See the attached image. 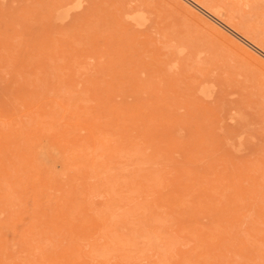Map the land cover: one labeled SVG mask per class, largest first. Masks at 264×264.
Listing matches in <instances>:
<instances>
[{
  "label": "rangeland",
  "instance_id": "374dc122",
  "mask_svg": "<svg viewBox=\"0 0 264 264\" xmlns=\"http://www.w3.org/2000/svg\"><path fill=\"white\" fill-rule=\"evenodd\" d=\"M218 1L217 0L216 1L215 0H206V1L205 0L204 1L203 0L202 1L200 0H0V105H1L0 109H2L0 110V113L2 112L0 114L1 115L0 116V120H1L0 128L2 126V129H0L1 130L0 132L3 134L2 132L3 129L5 131L4 134L9 132V135L6 134L4 136L0 133V145H2L0 146V224H1L0 228H2L0 229L1 230L0 235L5 233L3 234L4 236L3 235L0 236V248H1L0 254L2 253L4 254L0 256V260H1L0 264H10L7 262H10L11 260H12L11 261L12 264L13 263L14 264H25L26 261L28 264H36L37 261L41 262V263L37 262L39 264H45L46 262L47 263L49 262L50 264L51 263L55 264V262L56 264H60V263L61 264L62 263L63 264H76V263L77 264H94V263L101 264V262L102 264H105V262L106 264H157V263H161L162 261L164 262L167 258H168L167 260H170V261L166 260L167 262L165 261V264L167 263L172 264L171 262H173V264H180V263L181 264L183 263L184 264H198L199 258L201 261V260H205L206 257L208 258L207 259V261L209 262L208 264H214L216 260L221 261L224 259L227 261V263L225 260L220 263L224 264L225 262V264H232V261H234L233 264H243V263L252 264V262H254L257 259V261H255L257 263L254 262L255 264L260 263V261H261L260 264H264L263 262L264 261V244H263L264 243V234H263L264 226H262L264 224H261V223H264V80H263L264 79V47H263L264 45L263 43L264 42V37H263L264 36V0H221L219 1V5H218ZM204 2L205 3L210 2L209 5L207 4L208 5L207 8H206L207 5ZM220 2L222 3L224 2L223 4L227 3L228 5L230 3L229 5L230 9L228 5H226L227 7L226 8L224 7L225 5H223ZM120 4L121 5L123 4V7L124 6L125 7L122 8ZM203 4H205V6ZM210 5H212L213 7L212 6L210 7ZM217 7H219L220 9H217ZM119 8L120 9L122 8V10H120ZM229 10L235 11L236 14L232 13V11L229 12ZM117 11H118V14H120V12L121 14L117 15ZM207 11L213 15L216 11L217 13H219V15L216 18V17H213L211 14H209ZM228 14L231 16L235 14L234 16H232V18L233 17L234 18L231 19V16L230 17L228 16L226 18ZM237 16L241 19H238ZM130 17L133 19V21L134 19L136 20L133 22ZM235 20H237L238 22ZM128 22H130V24L133 22L134 24L132 23V25H129ZM240 22H243V23L245 22L244 23L245 25L241 23L243 26L242 28L245 27L244 29H242L241 27L239 28V26L237 27V25H241L239 24ZM141 23L143 25H141ZM254 28H256L257 30L255 31ZM245 31H247L246 34H244ZM252 33H255V34H252ZM261 38H263L262 43L260 41L262 40ZM165 40L167 42L168 40H171V41L167 43ZM259 43L261 44V46H259L260 45ZM167 44H169L168 47H167ZM174 49L176 52L174 51ZM166 52H167V55H165ZM169 55L170 56L172 55L171 58H174V59H171V58L169 59L168 58ZM181 58L182 59L185 58V59L181 60ZM39 59L43 60L41 61L43 63L42 65L41 63H39L40 62ZM55 67H57V69L60 68L61 70L59 71ZM208 70L212 73H209ZM58 71L60 72V74L58 73ZM206 73L210 74L211 76ZM204 76L205 77L210 76V78L206 77L207 79L205 80ZM60 77H62L63 79L62 78L61 79L65 81L64 84L62 83V80L60 79ZM58 78L60 79L61 82H58L59 81ZM209 79L211 80L213 79L212 80L213 82L209 81ZM215 79L219 80V82ZM48 81H51V83ZM214 81H216L217 83L215 84ZM220 81L223 83L221 84ZM74 82H75V85L73 84ZM198 82L200 85L197 84ZM57 83H59L58 84L59 86L57 85ZM61 84H63V87L67 86L66 89L61 87L63 90L65 89L64 90L65 92H63V90L60 88V86H62ZM68 87L69 88L72 87L71 88L72 92H70L71 91L70 89L67 90ZM53 88L54 90H57V89L58 90L53 91ZM59 88L61 89L62 94ZM73 90L74 91L76 90L75 93L73 92ZM45 91H46V95H45ZM57 92H58V95H56ZM68 92L69 94L72 93V95L70 96H73L74 100L72 97L71 98L69 97ZM76 98H78V100ZM98 98L100 99L101 102L98 101L99 100ZM101 98L106 103L105 102L103 103ZM75 100H77V102L78 101L80 102L79 107L81 106L83 107V109L78 108L77 102ZM98 102L101 103L100 104L102 106L101 109H100L101 106L98 105ZM67 104L69 105L70 108L67 107ZM74 104L76 105V107L73 106ZM104 104H107V105L104 106ZM71 106H73V108ZM64 108L66 110L69 109L68 111H70L71 113H72V110L74 112L71 114L70 112L66 111ZM76 108L78 109L76 110ZM76 111H79L80 113ZM65 112H66V115H65ZM43 113H45V115ZM58 113L60 117H56L58 116ZM67 113H70L69 114L70 117H68ZM123 113H126V114L123 115ZM4 116L6 118H4ZM64 116H67L69 120L67 119V117L65 118ZM63 117L67 120L62 121L64 120ZM39 118H42V120ZM87 118L89 119L91 118V121L89 119L87 120ZM49 120L51 122H49ZM53 121L56 123H54ZM57 121H59L60 123H58ZM44 122L45 123L47 122V123L44 124ZM93 122H94L95 128L94 130H90L89 127L91 125H92L91 128H93ZM40 123H41V127H43L44 129L39 126ZM69 123L72 125L73 124L75 125L72 126ZM96 123L97 125H95ZM62 124L65 127L63 126L62 128ZM66 124H69V125H66ZM46 125H48V127ZM53 125L55 126L53 127ZM50 126H52L53 129L50 128ZM134 129L137 132L139 131L138 135L134 134V133H137ZM91 131H93V133ZM70 132L72 133L70 134ZM88 133L91 134V136ZM140 133H141V136H140ZM146 133H149V134L151 133V134L149 135ZM94 134H96L98 137L96 135L94 136ZM29 135L30 137L32 136L33 139L30 138ZM49 135L50 137H53L54 139L52 138L50 139ZM70 135L72 139L69 138ZM84 135H85V139L84 137H82ZM144 135L147 137L149 136V139L152 138L151 139L152 143ZM54 136H56V138ZM101 136L102 138L100 139ZM161 136L164 138V140H166V142L162 141L163 138L161 139ZM4 137L7 139L9 138L10 141L5 139ZM78 137L81 138V139L79 138L81 142L78 141V144H77L76 142H77ZM88 137H91V139ZM28 138H30V140H28ZM67 138L69 139V141L75 140L76 142L75 141L69 142L67 141L68 140ZM82 138H83V141H82ZM105 138H108L109 142L112 140V142L108 143L111 145V147L108 144L107 146L103 144V141H105L104 143L106 144L108 142L107 141L108 139L103 140L102 143H100V141ZM145 138L148 141H147L146 146L144 147L146 148L144 151L143 146L146 143ZM158 138H159V141H161L160 142L161 145L157 143ZM137 139L139 140L137 141ZM4 141H6L7 143ZM45 141H47L48 144L45 143ZM88 141H91L92 145H91V142H88ZM96 141H98V143L101 145H99ZM115 142L117 143L115 144ZM164 142H165V145H163L164 147L163 148L162 143L164 144ZM3 143L5 144L3 145ZM73 143L75 146L71 145ZM95 143H97L96 145H99V147L96 146ZM122 143L126 145H124L123 147ZM154 144L155 145L159 144V145H156V148H155ZM102 145L104 149H105V146L107 149L109 146L111 149H108V150L109 151L111 150V151L105 152L106 150H104V153H103L102 152L103 148H101ZM147 145H149L148 146L149 149L151 147L152 148L154 147V149L151 148L152 150H149L147 148ZM46 146H48L47 148L49 150L46 149ZM113 146H115L116 148L115 147L113 148ZM135 146H137V148ZM157 146L158 147L161 146L162 149L160 150L161 147L158 149ZM57 147L59 150L56 149ZM94 147L98 148L99 151H100V148L102 150L100 152L98 151L97 153L96 149H95L96 151L93 150ZM138 147H139V150L141 148L143 150L139 151V150L134 149V148L138 149ZM20 148L22 149L20 150ZM24 148H25L24 151L26 152L23 151ZM54 148L55 150H53ZM165 148H166V151H165ZM112 149L114 151L117 150L119 152H124V153H120L118 154L119 155L118 156L117 153H115ZM132 149H133V152H132ZM155 149H157L158 151L160 150L161 152L159 151L158 153L157 151H155ZM167 149L168 150L173 149L172 150L173 153L168 151ZM31 150L33 151V153ZM153 150L155 152V156H158L157 157V161L159 160L158 163L161 162L162 159L164 160V158L167 159V161L165 159L164 161H162V163H160L161 166L163 165L162 169L160 168L161 167L160 164L158 165V163L156 162V157L153 154ZM93 151L96 153H94ZM19 152L25 153L26 155L19 154ZM143 152H145L146 155ZM149 152L152 153L151 156L155 158L154 159L152 157V161L150 160L151 156H150V159L149 157L147 159V156L150 155ZM80 153L81 155H83L82 157ZM135 153H137L135 157L136 158L138 157L137 158L138 160H136L134 157ZM164 153H167V154H164ZM106 154L110 156V160H109L110 162L106 161L107 159H109V157H107ZM138 154H140V157L141 155H143L142 156L143 158L142 157L140 158L139 156H137ZM171 154L173 157L171 156ZM17 155H19V159ZM21 155L25 157H21ZM101 155H104V156H101ZM129 155L133 156L135 160L134 159L131 160V156L130 158L126 157V156L129 157ZM165 155L168 156L169 158L171 156L172 159L177 158L178 162L177 160H174V159L172 160L170 158L171 162L166 163L170 160ZM116 156H118V158ZM144 156H146V159ZM79 157L81 158V160H79L80 159ZM104 157L105 159H101ZM114 157H116V160H118L117 163L114 162L115 161ZM28 160H31V161L28 163ZM36 160L40 162H37ZM103 160H105V162ZM147 160L151 162H146ZM84 161H87V164L83 166V163H86ZM102 161L105 164L110 163V165H106V167L108 168L105 167L104 163L102 165L100 163L99 165V162H102ZM142 161L143 163H141ZM176 163H178L179 165H177ZM3 164H5L6 168L4 167ZM112 164L114 165V167ZM115 164L117 165V167H120L119 171L121 175L119 176L118 175L115 176L116 172L117 174L119 173V171H116L118 168L115 166ZM13 165H15V167ZM103 165L104 167H102ZM111 165H112V168H111ZM96 166L98 170L99 169L101 170L97 171ZM99 166L101 168H99ZM2 167H4L3 168L4 171ZM10 167H11V170H10ZM80 167L83 169L84 168L86 169L81 170ZM156 167L158 169H156ZM72 168L76 170V173L74 172L75 170L74 171L72 170ZM88 168H92V170ZM167 168L168 169L173 168L172 170L174 172L170 171L169 169L170 172L167 170L169 172L168 173L165 170ZM112 169L113 170L116 169L115 173L113 174L112 177L110 176L111 178L109 177L110 179H108V174H109L108 171ZM77 170L78 171L81 170V171L78 172ZM89 170L91 172H89ZM103 170L107 172V175H106V172H104ZM159 170L160 171L162 170V171L160 172ZM163 170H165L166 173H168V174H165V176L167 175L166 176L167 179H165V182L170 183L172 181V183H170L172 184L171 185L172 188L168 187L170 186L169 183L164 184L165 182L163 181L164 179L162 178L165 177L163 176L165 172ZM14 171H16V173H14ZM40 171L43 173H41ZM82 171H84L85 173ZM92 171L95 172L94 176L92 175L93 173ZM156 171L158 172L156 173ZM109 172L113 173L114 171H109ZM5 174L6 176H4ZM74 174L77 176H74ZM82 175L85 177H83ZM91 175L94 178L93 177L92 179L90 178V181L92 180L91 183H95V184H92V188L90 185L91 183L89 179L87 178ZM100 176H103V177H100ZM54 177H56V179ZM217 178L219 179L217 180ZM82 179L83 181L84 179L86 180L83 182ZM96 179L98 182H101L99 186H98L97 181L93 182V180L95 181ZM99 179L101 181H99ZM105 179H107L108 181ZM113 179L116 180V183L119 181H120L119 183H122L124 180V183L120 184L119 186L122 185L123 190L124 191L126 190V192L124 191L121 192L120 190H118L119 191L118 192L117 188H121V187L118 186L117 188H114L116 183H114L115 181ZM223 179L224 180L227 179L228 183L226 181L224 182ZM16 180L18 181V183ZM110 180H113V182L112 181L110 182ZM159 180L163 181V183L161 184ZM219 180H222L221 183ZM66 181L68 182L66 183ZM107 182H109L110 184ZM84 183L85 184L88 183V184H86L85 186ZM190 183L192 184L187 185ZM12 184L17 187L16 189L17 191L14 190L15 186L14 188L12 187L10 188V186H13ZM113 184L115 185L113 186ZM222 184H223L222 187L226 185L228 187L227 186L226 188L224 187L225 189L224 190L221 187ZM6 185L7 187H5ZM93 185H97L95 186L96 189L94 188ZM108 185H112L113 187L110 186L109 188ZM173 185H175L177 189L175 186L174 188ZM2 186H4V188H2ZM54 186H56V189ZM128 186H129V189H127ZM160 186H163V187H160ZM24 187H25V190H24ZM101 187L102 188L104 187L105 190L102 189ZM150 187H152V189ZM184 187H185V190H183ZM213 187H216L217 189ZM71 188H72V191H71ZM87 188L88 190H86ZM93 188L95 189V191L92 190ZM106 188L107 189L109 188V189L107 190ZM164 188H166L165 191H164ZM178 188H182V189L180 190ZM83 189L88 192L92 190V192H95L96 195L94 193H92L93 194L92 195L90 194L91 192H89V196H88ZM97 189H100V190L96 192ZM202 189L203 190L205 189V191H203ZM220 189L221 191L224 190V192L225 191L228 192L229 190L230 194L223 192L226 195L224 196V194L220 191ZM34 190L35 192L37 191L38 194L35 193ZM109 190H112L110 196L107 194L110 192ZM160 190L164 191L165 194L167 193L166 195L168 196L170 194L171 195L175 194V195H172V196L170 195L171 197H168L164 193L162 194L161 193L162 191ZM168 190L172 191L173 193H171L170 191L169 193ZM175 190H177L179 194L177 191L174 192ZM9 191L14 193V194L11 193V195L9 194L10 197L8 196V193H6ZM14 191L18 192L20 196L17 195V193H15ZM82 191H84L85 195H83ZM99 191L100 192L104 191L105 195L107 197L109 196L108 199L107 197L105 198L103 192L102 194H100ZM113 191L116 193H114ZM181 191H183V193ZM190 191L192 195H190L189 193ZM198 191H202V192H198ZM234 191H236L235 195H233ZM24 192L26 193V195H24ZM60 192L62 193L60 194ZM220 192L223 195L221 194L219 195L218 193ZM4 193L6 194L4 195ZM236 193H238V195ZM64 194L67 195V198L65 197L66 199L63 197ZM69 194H70L71 199L69 198ZM119 194L124 196L123 200ZM177 194L179 196H177ZM184 194L188 195L187 198L186 196H184ZM239 194H241L242 196ZM13 195H15V197ZM71 195H73L75 198H73ZM114 195H118L117 196L118 198L115 197ZM132 195L134 196V198L132 197ZM195 195L198 197L199 196L201 197L200 199L196 197L197 202L198 203L200 202L199 204L194 201L196 200L194 197ZM231 195L233 196L232 197L233 200L231 198ZM11 196L13 197V199ZM38 196L40 200H36ZM129 196L132 197L131 200ZM162 196L166 198L167 200H169L168 198L174 199V201L175 199H178L176 200L177 202H173V200L171 199L170 200L172 202L169 201V203L171 202L170 203L171 206L170 205L169 206L170 207L173 206L172 208H175L174 210L172 208H169V206H165V203H167L166 205L169 204L166 199L163 200V202H165L164 205L163 203H161L162 199H164ZM174 196H177V197L175 198ZM189 196L190 198L193 197L194 200L193 199L190 200ZM218 196L220 197V200ZM2 197H6V198L8 197V198L2 199ZM19 197L20 198L27 197L26 200L28 201L26 202V200L23 198L24 201L21 199L23 202H20L21 200L19 199ZM84 197L86 201L84 200ZM111 197L114 200H111L112 199ZM127 197H128V200L130 201L125 199ZM143 197L145 198L147 197L148 199L151 198L152 200L148 201L147 199L145 200V198ZM157 197H160V198H157ZM68 198L70 200H68ZM115 198L118 199L119 201L116 200ZM210 198L211 200L213 199L215 203L217 200L216 205L218 206L215 205L216 206L215 207L212 204L214 202L212 201L211 203V201L209 200ZM215 198H218V199H215ZM240 198L243 200L244 198L246 199L244 201L242 200V203H241ZM132 199H134V201L136 200V202H134ZM187 199L190 200V202L193 201L192 203L193 204L196 203V205L198 206L197 207L196 205H193V208L195 210V211L192 210L194 211L193 212L194 216L193 214H191L192 211L191 210H190L191 212L189 211V208L190 207L192 208V205H189L190 202H188ZM207 199L209 202L207 201ZM223 199L226 200V203L229 201L230 205L231 204L233 205L229 206V203H227L228 204L227 206L225 204V200ZM12 200H13V203H12ZM32 200H36V201H32ZM57 200L58 202H56ZM104 200H106V202H104ZM107 200L111 202L110 203L111 206H109L108 204V206L106 207L107 203H109L107 202ZM115 200L117 201V204L119 202V205L115 206V207H118L117 210L115 207H113L114 204L117 205L115 203L116 202ZM64 201L66 202V204L67 203L69 204L65 205ZM131 201H133L135 205L134 203L132 204ZM218 201H221V202L218 203ZM73 202H75L74 205H73ZM140 202L143 203L142 207L144 206L143 207L144 212L142 211V208L141 209L139 208L142 204V203L140 204ZM205 202L207 204H205ZM11 203L14 207L13 206L11 207L10 205ZM32 203H33V206H32ZM56 203L57 205L59 203V207L56 205ZM25 204L26 206L24 207ZM63 204L64 206H61ZM85 204L88 208L84 206ZM102 204L106 208L103 206L101 209ZM219 204L220 206L222 204L225 208L222 206L220 207L221 208L220 210ZM17 205L18 206L20 205V207H18ZM30 205L32 207H35V206L37 207L33 208L35 210H33L32 208L29 210ZM148 205H149V208H148ZM201 205L204 206V208ZM206 205H207V208L208 206H211L215 210L209 207L207 209L208 211H204L206 210V207H205ZM65 206L67 208H64ZM70 206L71 208H69ZM81 206L82 208L85 207V209L84 208L81 209ZM98 207L102 210L101 212ZM108 207H110L112 214L113 213L116 214L114 215V219L112 217L113 215L110 216L111 213H109L110 210ZM134 207L135 209L137 207V210L140 209V214L143 215L144 218L146 217V219H141L143 217H141L139 213L138 214L136 213L137 210H135ZM165 207H167V209ZM195 207H197L198 209L202 207L203 211L200 209L201 210V213H200V210L198 212V210H196L197 208L195 209ZM230 207H231V210H230ZM240 207L242 210L240 209ZM244 207L246 208L248 212L245 211ZM92 208H94L93 210H96V213L95 211L92 212ZM132 208L134 211L131 210ZM144 208H146V210L148 209L149 210L145 211ZM154 208H158V209H154ZM162 208L165 210H163ZM184 208H187V209H184ZM98 209L99 211L97 212ZM150 209L151 210L153 209V210L151 211ZM222 209H226L228 211L225 212L226 210L224 211ZM32 210L33 212H31ZM114 210L115 212H118V213L113 212ZM158 210H159V213L157 212ZM237 210L238 212L242 211L243 213L245 212L247 214L249 213L248 215L246 214L248 217L247 216L245 218L241 217V216H245V214L238 213ZM34 211L37 213H35ZM126 211H128V213ZM129 211L131 212V214H129L130 213ZM141 211L143 213H141ZM160 211L162 212L160 213ZM196 211L198 212L199 215L196 214V218H194L195 219L194 221L193 217H195V213H197ZM222 211L223 213L225 212V213H230L234 215L232 216H230V214L225 215V213L223 214ZM30 212L33 214H31ZM43 212L45 213L47 212L46 214L48 213L49 214L46 215ZM146 212L147 213L149 212V215L151 214L152 217L151 215L149 216L148 214H146ZM166 212L169 214L165 215L167 214ZM215 212L217 216L214 215ZM90 213H92L91 215L93 218L91 217V220L85 219L86 217L90 218L89 217L91 216ZM107 213L109 215V218H112V219H109L108 215H105ZM144 213L146 214V216ZM221 213L223 217L221 216ZM97 214L99 215V218L101 219V221H98L100 219L96 218L98 217ZM153 214L155 215L154 217H153ZM239 214H242V215H239ZM14 215L16 219L13 217ZM51 215H53V218L55 217L54 215H56L55 217L56 219H53ZM81 215H83L85 218H83ZM121 215H123L124 217ZM128 215H132V216H129L127 218ZM138 215L140 217H138ZM147 215L149 217H147ZM156 215L159 216L157 218H160V216H163V217H161L162 219L157 220ZM169 215H171V217L173 216V218L170 219L171 217H169ZM212 215L214 216L215 219L213 218ZM219 215L222 218L219 217ZM249 215H252L251 216L252 220L249 218L250 217ZM45 216H49V217H45ZM104 216L107 217L108 219H105ZM174 216L175 218L177 217L179 220L174 219ZM255 216L257 217L255 218ZM101 217L104 218L103 219L104 222L105 220L106 222L107 220H109V222L108 223L105 222L106 224L104 225V222L102 221ZM34 218L35 220L38 218L37 220L39 221V223H37V225H34V224H36V222L38 221L32 222ZM51 218L54 220V222L53 221L50 222ZM79 218H82L81 220H79L80 222L78 221ZM94 218H96L95 220L98 219L96 223L102 222L103 224L102 225L99 224L100 226L96 223L95 225L97 226L93 224L95 226L93 227V229L95 228L93 231V229H90V228H92L91 227L92 223L95 222L93 221ZM148 218L151 219L152 221L151 220L145 221ZM128 219L131 220V222L128 223L129 227L125 225L127 224L128 221H130ZM155 219L156 221L159 222V223L156 222V225L154 222ZM190 219H192V221ZM29 220L31 223L29 222ZM40 220L46 223L44 224ZM55 220L60 221L59 223L61 225L59 223L58 224L59 226H61L62 229L58 227V224L57 225L55 224L57 223L55 222ZM66 220H68L67 224H66ZM167 220H170V221L174 220V222H172V224L170 225V222L169 223L166 222ZM211 220L213 224L211 223ZM246 220H247V223L249 224L244 222ZM253 220H254V223L257 222L258 224L259 223L260 224L257 226L256 223L255 224L253 223ZM61 221L62 223L64 222L65 224L64 223L62 224ZM226 221H227V224H226ZM240 221H243V222L241 223ZM11 222H15V223H11ZM140 222L142 224H140ZM178 222L180 223L178 224ZM195 222H197V226L200 225L202 229L200 227L195 226L196 224ZM147 223L150 225V228H149V225L147 227ZM40 224L42 226H40ZM32 225L37 226V228L39 226L40 227L38 228V230L36 228L37 230L36 231L35 229H33L34 226L32 228ZM81 225L82 226L84 225V226L81 227ZM119 225L120 227L117 228L116 226H119ZM130 225L134 226L133 227L134 229H132ZM141 225H142V228L140 227ZM151 225L152 227L154 226L153 227L154 229L151 227ZM159 225H161V229L163 230L162 232L167 233L171 229V232L170 231L168 232L170 233V236L165 233L160 234L162 232L160 230ZM172 225L174 226L172 227ZM187 225L193 229H190L189 227H187ZM217 225L218 227L220 225L222 226L218 228ZM254 225L257 226V230H258V232L256 231L257 234L259 233L261 235L262 233L261 236L263 237L257 236V235H255L254 237V233H255L254 230L256 228V226ZM46 226H50V228L49 227L46 228ZM67 226L68 227L70 226V229ZM78 226H80V228ZM164 226L165 227L167 226V227L165 228ZM183 226L185 227L183 228ZM192 226H195V227H192ZM228 226H229V229L225 228ZM247 226H252L255 228L248 227L249 230L251 229V231H248ZM10 227H12V229H10ZM84 227L87 231L84 229ZM126 227L128 229H130L131 227L132 231L130 232L128 229H126ZM13 228L15 229V232ZM27 228L30 229L31 231L28 230ZM40 228L42 229L41 230L42 232L40 231ZM58 228L61 229L60 232ZM103 228H104V232L103 231L101 232ZM136 228H138V230L140 231L138 232ZM187 228H189L190 232H194L195 234L191 233L192 234L191 236L189 230L187 231ZM204 228H207V229H204ZM120 229L125 230V231H119ZM141 229L143 230V232L141 231ZM149 229L151 230L149 231ZM197 229L199 232L197 231ZM214 229H216L217 232ZM240 229L243 230V233H242L243 235L240 233L239 231ZM7 230L9 231L13 230L14 233L10 231L11 234L9 235L7 233H10V232ZM49 230H53L55 233ZM109 230H112V231H109ZM134 230L135 232L140 233V235L141 234L146 235V237L142 236L143 239L139 238L140 235L138 233L133 232ZM156 230L158 231V233ZM219 230L222 232V234ZM44 231L48 233V236H47V233H45ZM83 231L84 233H82ZM108 231L112 233H109ZM113 231H116L117 233ZM206 231L208 233L207 235H205ZM224 231L227 232L228 234L230 233V237L232 236L231 241H229L230 237L227 236L228 234L225 233ZM19 232L23 233L24 235L21 233L20 235H18ZM43 232L45 235H43ZM61 232L63 234H61ZM79 232L80 234H82V236L84 235L86 237L89 234V237L86 239L84 238V236L82 237L79 234ZM122 232H125V233H122ZM147 232H149V234ZM201 232H202V237L200 236ZM244 232H245V235H244ZM248 232L251 235L250 234L248 235ZM107 233H109L110 236ZM112 234L113 236H117V234L119 236L122 235L123 238L121 237L120 239H118L119 241L117 240L116 242L113 240V237L111 239ZM133 234L134 235L137 234L138 236L135 235L136 236L135 237ZM209 234H211L213 238L215 237L216 239H213V238L210 239ZM214 234L215 235L217 234V235L214 236ZM246 234L248 235V238H250V236H253L251 238L255 239L257 243H260V244H257L259 245V247L255 245L257 247V250L255 249L256 247L253 246L255 247L253 248L255 250L252 249L254 251L253 253L251 252V249L249 250V248H252L251 245H254L256 241H254L253 239H249V241H247L248 239H247ZM124 235H127V236H124ZM154 235H156L155 238L157 239V240L155 239V241L159 242L160 245L162 246H159V244L154 241ZM166 235L169 236V238H167ZM197 235L199 239H197ZM204 235L205 237L206 236L207 237L205 238ZM23 236L25 237L24 238L25 240L22 238ZM45 236H47L49 239H47V237ZM132 236H134V238ZM148 236L151 239L153 237L152 241L151 240L149 241L150 238ZM161 236H163L162 237L163 239L161 238ZM80 237H82V239ZM94 237L96 238V241L92 239ZM108 237L111 240H109ZM118 237H115V238H118ZM131 237L133 238V240L136 238V240L132 241V245L129 242L132 240ZM187 237L189 238V241L188 240L186 241V239H188ZM200 237L202 239H200ZM218 237L220 238L222 237L223 241H226L225 238H227V242H224L225 247L222 245L214 244L216 247L215 248L216 250H214L212 249L214 248L213 243L215 242V241L213 242V240H216V243L218 242L219 244L221 243L223 244V242L220 241L221 239H219ZM256 237H259V238H256ZM7 238L9 239L8 242H7ZM124 238H126V241ZM128 238H130L131 240L130 239L128 240ZM147 238L149 239L147 240ZM170 238L172 239L170 243H168ZM178 238L179 240H176ZM26 239L29 241H27ZM88 239L90 241H94V243H89L90 241ZM102 239H106V240L103 241ZM167 239L168 241H165V244H164L163 240H167ZM181 239L183 240L185 239V240L180 241ZM206 239H210L209 240L210 245H209V241H207ZM242 239L243 240L246 239V240L243 242ZM40 240L42 241L44 240L43 241L44 243L42 244V241ZM45 240L46 242H48V245L52 243L53 246L56 247L53 249L52 248L53 246L51 244L49 245L54 251L53 250L50 251L51 248L48 245H45L47 244ZM82 240H84L85 242H83ZM146 240L147 242L149 241V244L146 243ZM194 240L195 242H193ZM200 240L201 242L205 244H207L206 242H208L209 246L201 243ZM235 240L238 243L242 241L241 242L243 243L242 245L245 246L247 244V246L245 247L240 246L241 244L239 243L240 245L237 248L238 243ZM259 240L263 242H260ZM177 241L178 242L180 241V242L177 243ZM15 242L16 243L18 242L17 245ZM35 242H37V244H35ZM96 242L97 244L100 242L99 243L100 246L103 247L102 250L99 245L98 246L96 245ZM102 242L106 243L107 245L103 244L104 246H102L101 245ZM171 242H172V246L175 245L172 251H171V248H172ZM198 242H200L199 246H202L203 249L205 248L204 250H207L206 252H204V250L198 246ZM8 243L10 244V247H8L9 246ZM154 243H156L157 247L159 246L161 248L158 247L156 250V245ZM226 243L230 247L226 248L227 246ZM234 243H236L235 248H233ZM4 244L5 245L7 244L6 247L4 246ZM18 244H20V246ZM40 244H42V247ZM92 244H95L94 246H96V248ZM108 244L110 248H112L113 246L114 249L113 248L109 249ZM119 244L120 246L117 248V245ZM150 244L153 246L155 245V247L153 246L151 247ZM23 245L25 247H23ZM37 245H39L40 247L39 249ZM143 245H146L147 247L149 245L150 248H152L153 250ZM30 246H32L31 247L32 250L30 249ZM35 246L37 248H34ZM89 246L90 247L92 246L91 247L92 252L89 251L90 249ZM126 246L129 247V249L131 248L133 250L134 248H136L137 250L134 249V251L136 252L132 250H128ZM142 246L144 247V249ZM206 246L211 248V249L208 248L209 251L211 250L210 251L211 254L207 253L208 249H206ZM7 247L9 249H6ZM43 247L44 249L46 247H48L47 249L49 248L50 249L45 251L44 253V251H42ZM141 247L144 251L146 250L145 252L147 253H145L141 249ZM190 247L192 249H189ZM240 247H243V249L244 248H248V249L232 250V248L240 249ZM10 248H12L11 249L12 252H10L11 251ZM77 248H79V250ZM115 248H117L116 251L119 252V255L123 254L125 256L124 257L121 255V257H123L121 258L117 254L120 260L124 259L123 261L121 260L120 262L119 258L115 256L116 255ZM121 248L122 250L124 249L127 251H124V250L122 251L120 250ZM179 248L181 249V251ZM197 248L203 251L201 250L199 251L197 250ZM259 248L262 250H259ZM81 249H82V252H81ZM138 249L139 251H142L141 254L143 253L142 255L144 257L140 255L139 252H138L139 253L138 255L137 253ZM176 249L178 250V254L180 253L179 256L182 254L180 256V258L183 256L182 259L178 257V254L176 253L177 252ZM26 250H28V252H26ZM33 250H35L37 253H35V251ZM56 250L57 252H55ZM110 250L111 251L113 250L114 255H112V252ZM158 250H160V252ZM182 250L186 252V255H184L185 252L183 254ZM219 250H221L222 252L225 251L223 252V254H221L223 255V258L222 257L217 258V255L218 257L221 256L219 255L221 253ZM228 250L229 251L232 250V251L229 252ZM245 250L246 251L249 250V251L246 252ZM29 251L31 253L34 252L32 255H35V256H32L31 254H29ZM58 251H60L61 254H58ZM99 251H102V254ZM120 251H122V253H120ZM154 251H157L156 253H161L159 254L161 255L160 260L158 259V257H156V255L158 256V254H155ZM212 251H213V255L217 251L219 253L217 252V255L215 254L216 256L215 257L212 255ZM234 251L236 253L240 251L238 256ZM257 251L260 254L263 252V254H261L263 256L261 257V255L258 254ZM13 252L15 255L13 254ZM40 252H43V253H40ZM49 252L53 253V255L52 254L51 255L54 256L55 258L54 257L52 258L51 255H46V253L50 254ZM127 252L131 255H134V257H137V258L135 259L133 256L131 258L130 257L131 255H129ZM241 252L243 253L240 255ZM10 253L12 254L11 258H10L11 256ZM89 253H92V255L91 254L88 255ZM188 253H190L189 254L190 257ZM199 253H202V254L199 255ZM205 253H207L208 255ZM234 253L236 255H232ZM99 254L101 256H104L106 254L107 255L103 258L101 257L100 259ZM173 254L178 260H174L175 258H173L174 257ZM228 254L229 255L231 254L233 256V260H232V257L231 259H229L230 263L228 262L227 257L230 258L231 255L229 256ZM246 254H248L250 257L252 255L251 259ZM56 255L58 256L57 258H56ZM59 255H61V258H63L62 260L59 257ZM108 255H111V257ZM137 255L142 256V257L138 258ZM153 255L155 257L151 259ZM167 255L168 257H166ZM192 255H195V257ZM205 255L206 257L203 258V256ZM244 255L247 256V258ZM16 256L19 258H17ZM40 256H42V258ZM90 256H94V257H90ZM107 256H108V259H107L108 262H109V259L111 258L110 259L111 261L109 263L105 261L106 260L105 258H107ZM253 256L256 257L255 260ZM47 257L51 259H55L53 260L55 262L53 263L51 259L49 258L47 259ZM95 257L96 258L98 257V259H95ZM186 257L188 260H191L192 262L187 261V259L185 260ZM201 257L203 259H201ZM7 258H8V261H7ZM13 258L16 259V261ZM93 258L95 260H100V262L95 261ZM162 258H164L165 260L164 259L162 260ZM192 258L193 260L196 259L194 260L195 262L196 261L198 262L194 263ZM33 259L35 261H33ZM43 259H46V260H43ZM102 259L103 260L105 259V260L103 261ZM210 259L211 260L214 259L212 263H210L211 262ZM57 260L58 261L60 260V261L57 262ZM93 260L95 262H93ZM182 260L184 261L181 262ZM3 261H5V263H3ZM66 261L70 263H66ZM219 261H216L215 264H217ZM201 262H205V261H201ZM199 264H207V263L205 262V263H199Z\"/></svg>",
  "mask_w": 264,
  "mask_h": 264
},
{
  "label": "bare ground",
  "instance_id": "6f19581e",
  "mask_svg": "<svg viewBox=\"0 0 264 264\" xmlns=\"http://www.w3.org/2000/svg\"><path fill=\"white\" fill-rule=\"evenodd\" d=\"M200 1H202V0H200ZM203 1H204V0H203ZM205 1H206V0H205ZM215 1H216V0H215ZM217 1H218V0H217ZM219 1H221V0H219ZM219 1H218V5H219ZM196 2H198V1H196ZM200 3H201V2H200ZM202 3H203V2H202ZM204 3H205V2H204ZM209 3H210V2H209ZM209 3L206 2L205 4H206V5H207V4L209 5ZM212 3H213V2H212ZM220 3H222V2H220ZM223 3H224V2H223ZM223 3H222V4H223ZM190 4H191V3H190ZM193 4H195V3H193ZM205 4H203V5L205 6ZM216 4H217V3H216ZM120 5H121V4H120ZM120 5H119V7H120ZM200 5H201V4H200ZM208 5L206 6V8L208 7ZM223 5H225L224 7H226V5H228V4L225 3V4H223ZM229 5H230V3H229ZM229 5H228V6H229ZM232 5H233V4H232ZM196 6H197V5H196ZM211 6H212V5H210V7H211ZM215 6H216V5H215ZM121 7L124 8L125 6L123 7V4H122ZM212 7H213V6H212ZM122 8H121V9L119 8V9L122 10ZM129 8H130V7H129ZM196 8H197V7H196ZM226 8H227V7H226ZM233 8H234V7H233ZM233 8H232V9H233ZM119 9H118V10H119ZM130 9H131V8H130ZM137 9H139V8H137ZM217 9H220V8L217 7ZM229 9H230V6H229ZM123 10H124V9H123ZM140 11H141V10H140ZM202 11H203V10H202ZM205 11H206V10H205ZM216 11H217V10H216ZM216 11H215L214 15L211 14V13H209L208 11H207V12H208L209 14H211L213 17H216V18H217L218 15H219V13H217ZM222 11H224V10H222ZM231 11H232V13H235V14H236L235 11H233V10H231ZM231 11L229 10V12H231ZM236 11H237V10H236ZM123 12H124V11H123ZM126 12H128V11H126ZM199 12H200V11H199ZM219 12H220V11H219ZM131 13H132V12H131ZM134 13H135V12H134ZM134 13H133V14H134ZM120 14H121V12H120ZM120 14H118V11H117V15H120ZM226 14H227V13H226ZM235 14H234V15H235ZM143 15H144V14H143ZM207 15H208V14H207ZM220 15H221V14H220ZM222 15H223V14H222ZM234 15H232V16H234ZM228 16L230 17L231 15L228 14V15L226 16V18H227ZM232 16H231V19L234 18V17L232 18ZM125 17H126V16H125ZM221 17H222V16H221ZM237 17H238V16H237ZM130 18H131V17H130ZM210 18H211V17H210ZM223 18H224V17H223ZM131 19H132V18H131ZM140 19H141V18H140ZM221 19H222V18H221ZM238 19H241V18L238 17ZM242 19H243V18H242ZM120 20H121V19H120ZM135 20H136V19H134V21H135ZM143 20H144V19H143ZM143 20H142V21H143ZM214 20H215V19H214ZM222 20H223V19H222ZM132 21H133V19H132ZM134 21H133V22H134ZM223 21H224V20H223ZM235 21H237V20H235ZM235 21H234V22H235ZM241 21H242V20H241ZM244 21H245V20H244ZM125 22H127V21H125ZM125 22H124V23H125ZM133 22H132V23H133ZM145 22H146V21H145ZM145 22H144V23H145ZM237 22H238V21H237ZM245 22H246V21H245ZM245 22H244V23H245ZM132 23L130 24V22H128L129 25H132ZM136 23H137V22H136ZM225 23H226V22H225ZM241 23H242L243 25H245L243 22H240L239 24H241ZM133 24H134V23H133ZM139 24H140V23H139ZM242 24H241V25H237V27L239 26V28H240V27L242 28V27H243ZM4 25H5V24H4ZM136 25H137V24H136ZM141 25H143V24L141 23ZM246 27H247V26H246ZM252 27H253V26H252ZM235 28H236V26H235ZM244 28H245V27H244ZM244 28H242V29H244ZM248 29H249V28H248ZM252 29H253V28H252ZM252 29H251V30H252ZM254 29H255V31L257 30L256 28H254ZM235 30H237V29H235ZM246 30H247V29H246ZM240 31H241V30H240ZM248 31H249V30H248ZM255 31H254V32H255ZM246 32H247V31H245L244 34H246ZM252 32H253V31H252ZM250 33H251V32H250ZM260 33H261V32H260ZM247 34H249V33H247ZM252 34H255V33H252ZM261 34H262V33H261ZM249 36H250V35H249ZM263 37H264V36H263ZM248 38H250V37H248ZM251 38H252V37H251ZM257 38H258V37H257ZM261 39H262V40H260V41H261V43H262V42H263V38H261ZM166 40H167V39H166ZM166 40H165V41H166ZM246 40H248V39H246ZM169 41H171V40H168V42H169ZM166 42H167V41H166ZM168 42H167V43H168ZM164 43H165V42H164ZM170 43H172V42H170ZM263 43H264V42H263ZM165 44H166V43H165ZM257 44H258V43H257ZM259 44H260V43H259ZM249 45H251V44H249ZM262 45H263V44H262ZM168 46H169V44H167V47H168ZM259 46H261V44H260ZM263 47H264V45H263ZM18 48H19V47H18ZM173 48H174V47H173ZM256 49H257V48H256ZM256 49H255V50H256ZM171 51H172V50H171ZM171 51H170V52H171ZM174 51H175V49H174ZM172 52H173V51H172ZM175 52H176V51H175ZM163 53H164V52H163ZM168 53H169V52H168ZM172 54H173V53H172ZM174 54H175V53H174ZM165 55H167V52L165 53ZM176 55H177V54H176ZM179 55H180V54H179ZM183 55H184V54H183ZM19 56H20V55H19ZM50 56H51V55H50ZM171 56H172V55H171ZM171 56L169 55L168 58L170 59ZM177 56H178V55H177ZM185 56H186V54H185ZM185 56H184V57H185ZM171 59H174V58H171ZM184 59H185V58H183V59L181 58V60H184ZM39 61H40L39 63H41V65H42L43 63H42L41 61H43V60H40V59H39ZM173 62H174V61H173ZM175 62H176V61H175ZM46 64H47V63H46ZM51 64H52V63H51ZM53 64H54V63H53ZM170 64H171V63H170ZM170 64H169V65H170ZM47 65H48V64H47ZM57 65H59V64H57ZM48 67H50V66H48ZM55 68L57 69V67H55ZM56 69H55V70H56ZM57 70L60 71L61 69L59 68V69H57ZM62 70H63V69H62ZM199 70H200V69H199ZM201 70H202V69H201ZM46 71H47V70H46ZM59 71H58V73L60 74ZM63 71H64V70H63ZM208 71H209V70H208ZM61 72H62V71H61ZM204 72H205V71H204ZM206 72H207V71H206ZM58 73H57V74H58ZM209 73H212V72L209 71ZM59 74H58V75H59ZM206 74H208V73H206ZM58 75H57V76H58ZM208 75H210V74H208ZM54 76H55V75H54ZM60 76H62V75H60ZM210 76H211V75H210ZM210 76H208V77L210 78ZM204 77H205V76H204ZM204 77H203V78H204ZM206 77H207V76H206ZM206 77H205V80L208 78V77H207V78H206ZM61 78H62V77H60V79H61ZM71 78H72V77H71ZM58 79H59V78H58ZM58 79H57V80H58ZM60 79H59L58 82H61ZM62 79H63V78H62ZM62 79H61V80H62ZM64 79H65V78H64ZM69 80H70V79H69ZM212 80H213V79H212ZM212 80L209 79V81H212ZM215 80H217V79H215ZM263 80H264V79H263ZM51 81H53V80H51ZM51 81H48V82L51 83ZM66 81H67V80H66ZM78 81H79V80H78ZM209 81H208V82H209ZM217 81L219 82V80H217ZM64 82H65V81L62 80V83H63V84H64ZM83 82H84V81H83ZM212 82H213V81H212ZM214 82H215V84L217 83L216 81H214ZM220 82H221V81H220ZM67 83H68V82H67ZM78 83H79V82H78ZM80 83H81V81H80ZM200 83H201V82H200ZM222 83H223V82H221V84H222ZM52 84H53V83H52ZM52 84H51V85H52ZM58 84H59V83H57V85H58ZM63 84H61L62 86H60V88L62 87V88H65V89H66L67 86H64V87H63ZM73 84L75 85V82H74ZM197 84H199V82H198ZM218 84H219V83H218ZM48 85H49V83H48ZM65 85H66V84H65ZM199 85H200V84H199ZM202 85H203V83H202ZM53 86H54V85H53ZM58 86H59V85H58ZM58 86H57V87H58ZM213 86H214V85H213ZM218 86H219V85H218ZM224 86H225V85H224ZM54 87H55V86H54ZM69 87H70V86H69ZM69 87H68L67 90H69V89L71 90L72 87H71V88H69ZM46 88H48V87H46ZM60 88H59V89H60ZM62 88H61V89H62ZM224 88H225V87H224ZM49 89H50V87H49ZM55 89H56V88H55ZM61 89H60V92H61ZM65 89H64V90H65ZM220 89H221V88H220ZM222 89H223V87H222ZM51 90H52V88H51ZM57 90H58V89H57ZM57 90H54V88H53V91H57ZM62 90H63V89H62ZM64 90H63V92H65ZM204 90H205V89H204ZM228 90H229V89H228ZM228 90H226V91H228ZM233 90H234V89H233ZM233 90H232V91H233ZM46 91H47V90H46ZM46 91H45V95H46ZM49 91H50V90H49ZM75 91H76V90H75ZM75 91L73 90L74 93H75ZM223 91H224V89H223ZM70 92H72V90H71ZM233 92H234V91H233ZM236 92H237V91H236ZM61 94H62V92H61ZM68 94H69V92H68ZM239 94H240V93H239ZM56 95H58V92L56 93ZM70 95H72V93L69 94V97H70V98H71V97L73 98V96H70ZM115 98H116V97H115ZM76 99L78 100V98H76ZM96 99H97V98H96ZM98 99H99V98H98ZM101 99H102V98H101ZM73 100H74V98H73ZM77 100H75V101L77 102ZM91 100H93V99H91ZM98 101H100V99H99ZM102 101H103V99H102ZM238 101H239V100H238ZM30 102H31V101H30ZM32 102H34V101H32ZM66 102H68V101H66ZM78 102H79V101H78ZM78 102H77L78 108L83 109V107H81V106L79 107L80 102H79V103H78ZM100 102H101V101H100ZM104 102H105V101H103V103H104ZM72 103H73V102H72ZM105 103H106V102H105ZM31 104H33V103H31ZM56 104H57V103H56ZM65 104H66V103H65ZM69 104H70V103H69ZM96 104H97V103H96ZM100 104H101V103L98 102V105H99V106H101ZM29 105H30V104H29ZM57 105H58V104H57ZM106 105H107V104H104V106H106ZM0 106H1V105H0ZM73 106L76 107L75 104H74ZM73 106H71V107L73 108ZM67 107L70 108L68 104H67ZM97 107H98V106H97ZM117 107H119V106H117ZM11 108H12V107H11ZM33 108H34V107H33ZM51 108H52V107H51ZM65 108H66V107H65ZM65 108H64V109H65ZM78 108H76V110H77ZM84 108H85V107H84ZM98 108H99V107H98ZM101 108H102V106L100 107V109H101ZM52 109H53V108H52ZM86 109H87V107H86ZM86 109H85V110H86ZM108 109H109V108H108ZM0 110H2V109H0ZM65 110H66V109H65ZM68 110H69V109H68ZM68 110H66V111H68ZM79 111H80V109H79ZM79 111H76V112H79ZM86 111H87V110H86ZM58 112H59V111H58ZM68 112H70V111H68ZM73 112H74V111L72 110V113H73ZM1 113H2V112H1ZM1 113H0V114H1ZM29 113H30V112H29ZM70 113H71V112H70ZM70 113H67L68 117H70V116H69ZM72 113H71V114H72ZM79 113H80V112H79ZM3 114H4V113H3ZM43 114L45 115V113H43ZM74 114H76V113H74ZM121 114H122V113H121ZM124 114H126V113H123V115H124ZM133 114H134V113H133ZM39 115H40V114H39ZM65 115H66V112H65ZM0 116H1V115H0ZM5 116H6V115H5ZM5 116H4V118H6ZM89 116H90V115H89ZM39 117H40V116H39ZM56 117H60V116H59V113H58V116H56ZM64 117L66 118L67 116H64ZM64 117H63V118H64ZM68 117H67V119L69 120ZM133 117H134V116H133ZM33 118H34V117H33ZM33 118H32V119H33ZM61 118H62V117H61ZM61 118H60V119H61ZM65 118H64V120H62V121H66L67 119H65ZM91 118H92V116H91ZM91 118H90V119L87 118V120L89 119V120L91 121ZM128 118H129V117H128ZM134 118H135V117H134ZM1 119H2V118H1ZM39 119L42 120V118H39ZM80 119H81V118H80ZM111 119H112V118H111ZM132 119H133V118H132ZM3 120H5V119H3ZM6 120H8V119H6ZM43 120H44V119H43ZM71 120H72V119H71ZM76 120H77V119H76ZM87 120H86V121H87ZM135 120H136V119H135ZM0 121H1V120H0ZM39 121H40V120H39ZM45 121H46V120H45ZM54 121H55V119H54ZM54 121H53V122H54ZM62 121H61V122H62ZM80 121H82V120H80ZM80 121H79V122H80ZM86 121H85V122H86ZM90 121H89V122H90ZM127 121H128V120H127ZM129 121H130V120H129ZM245 121H246V120H245ZM7 122H9V121H7ZM40 122H41V121H40ZM47 122H48V121H47ZM47 122H46V123H47ZM49 122H51V121L49 120ZM57 122L60 123L59 121H57ZM109 122H110V121H109ZM116 122H117V121H116ZM132 122H133V121H132ZM5 123H6V121H5ZM46 123L44 122V124H46ZM54 123H56V122H54ZM90 123H91V122H90ZM117 123H118V122H117ZM126 123H128V122H126ZM126 123H125V125H126ZM69 124H70V123H69ZM69 124H66V125H69ZM87 124H89V123H87ZM107 124H108V123H107ZM49 125H50V124H49ZM70 125H72V124H70ZM73 125H75V124H73ZM73 125H72V126H73ZM95 125H97V123H96ZM118 125H119V124H118ZM39 126L41 127V123L39 124ZM46 126L48 127V125H46ZM46 126H45V128H46ZM54 126H55V125H53V127H54ZM60 126H61V125H60ZM63 126H64V125L62 124V128H63ZM81 126H82V125H81ZM88 126H89V125H88ZM64 127H65V126H64ZM68 127H69V126H68ZM68 127H67V128H68ZM91 127H92V125L89 127L90 130H94V128H95V127H94V122H93V128H91ZM98 127H100V126H98ZM16 128H17V127H16ZM41 128H43V127H41ZM50 128H52V126H50ZM70 128H71V127H70ZM70 128H69V129H70ZM74 128H75V127H74ZM0 129H2V126H1ZM17 129H18V128H17ZM43 129H44V128H43ZM43 129H42V130H43ZM47 129H48V128H47ZM47 129H45V130H47ZM52 129H53V128H52ZM65 129H66V128H65ZM6 130H7V129H6ZM8 130H9V129H8ZM50 130H51V129H50ZM134 130H135V129H134ZM0 131H1V130H0ZM30 131H31V130H30ZM58 131H59V130H58ZM97 131H98V129H97ZM135 131H136V130H135ZM2 132H3V134H2L1 132H0V133H1L3 136L6 135V134L9 135V132L6 133V134H4V132H5L4 129H3ZM6 132H7V131H6ZM60 132H61V131H60ZM91 132L93 133V131H91ZM136 132H137V131H136ZM25 133H26V132H25ZM48 133H50V132H48ZM57 133H58V132H57ZM71 133H72V132H70V134H71ZM101 133H102V132H101ZM27 134H28V133H27ZM55 134H56V133H55ZM68 134H69V133H68ZM88 134H89V133H88ZM134 134H135V135H136V134L138 135V134H139V131H138L137 133H134ZM146 134H149V133H146ZM150 134H151V133H150ZM150 134H149V135H150ZM152 134H153V133H152ZM25 135H26V134H25ZM57 135H58V134H57ZM89 135L91 136V134H89ZM95 135H96V134H94V136H95ZM153 135H154V134H153ZM153 135H152V136H153ZM51 136H52V135H51ZM94 136H93V137H94ZM96 136H97V135H96ZM99 136H100V135H99ZM140 136H141V133H140ZM140 136H139V137H140ZM144 136H145V135H144ZM154 136H155V135H154ZM6 137H8V136H6ZM27 137H28V136H27ZM29 137H30V135H29ZM49 137H50V135H49ZM54 137L56 138V136H54ZM82 137H84V139H85V135L82 136ZM86 137H87V136H86ZM97 137H98V136H97ZM97 137H96V138H97ZM136 137H137V136H136ZM136 137H135V138H136ZM145 137L148 138V140H150V142H151V139H152V138L149 139V136H148V137L145 136ZM2 138H3V137H2ZM2 138H1V139H2ZM4 138H5V137H4ZM30 138H32V136H31ZM30 138H28V140H30ZM51 138L54 139L53 137H50V139H51ZM69 138H71V135L69 136ZM74 138H75V137H74ZM74 138H73V139H74ZM79 138H80V137H78V139H79ZM88 138L91 139V137H88ZM101 138H102V136L100 137V139H101ZM131 138H132V136H131ZM137 138H138V137H137ZM146 138H145V139H146ZM154 138H155V137H154ZM162 138H163V137L161 136V139H162ZM5 139H7V138H5ZM32 139H33V138H32ZM67 139H68V138H67ZM71 139H72V138H71ZM78 139H77V142H76L75 140H72V141L70 140V141H69V139H68L67 141H69V142H73V141H75V142L78 144V141H80L81 138H80L79 140H78ZM90 139H89V140H90ZM100 139H99V140H100ZM107 139H108V138L102 139V140L100 141V143H102L103 140H107ZM141 139H142V138H141ZM7 140L10 141L9 138H8ZM26 140H27V139H26ZM48 140H49V139H48ZM86 140H87V139H86ZM138 140H139V139H137V141H138ZM148 140L146 139V143L144 144V146L142 145L143 148L146 146ZM156 140H157V139H156ZM42 141H43V140H42ZM82 141H83V138H82ZM107 141H108V142H107L106 144L104 143L105 141H103V144L106 145V146H107L108 143L112 142V140L109 142V139H108ZM114 141H115V140H114ZM141 141H142V140H141ZM153 141H154V140H153ZM157 141H158V142H157ZM157 141H156V142L159 143V144L161 145V143H160L161 141H159V138H158ZM162 141H165V142H166V140H164V138H163ZM1 142H2V141H1ZM4 142H6V141H4ZM37 142H38V141H37ZM60 142H61V141H60ZM75 142H74V143H75ZM80 142H81V141H80ZM88 142H91V141H88ZM94 142H95V141H94ZM96 142L98 143V141H96ZM123 142H125V141H123ZM165 142H164V144L162 143V147H163V145H165ZM6 143H7V142H6ZM45 143H47V141H45ZM74 143L71 144V145H74ZM86 143H87V142H86ZM97 143H95V145H96ZM116 143H117V142H115V144H116ZM129 143H130V142H129ZM151 143H152V142H151ZM4 144H5V143H3V145H4ZM42 144H43V143H42ZM47 144H48V143H47ZM63 144H65V143H63ZM67 144H68V143H67ZM77 144H76V145H77ZM80 144H81V143H80ZM98 144H99V143H98ZM118 144H119V143H118ZM122 144H123V143H122ZM132 144H134V143H132ZM159 144H156V145H159ZM176 144H177V143H176ZM51 145H52V144H51ZM85 145H86V144H85ZM91 145H92V142H91ZM99 145H101V144H99ZM99 145H96V146L99 147ZM108 145L111 147L110 144H108ZM112 145H113V143H112ZM124 145H126V144H123V147H124ZM156 145L154 144V147H155V148H156ZM177 145H178V144H177ZM0 146H2V145H0ZM57 146H58V145H57ZM69 146H70V145H69ZM74 146H75V145H74ZM106 146H105V149H104L103 145H102V147L100 146L101 148H103V151H102L103 153H104V150H106L105 152H107V151H109L108 149H111L109 146H108V149H107ZM116 146H117V145H116ZM131 146H132V145H131ZM131 146H129V147H131ZM137 146H138V145H137ZM137 146H135V147L137 148ZM148 146H149V145H147V148H148ZM152 146H153V145H152ZM42 147H43V146H42ZM47 147H48V146H46V149L49 150ZM87 147H88V145H87ZM114 147H115V146H113V148H114ZM118 147H119V146H118ZM118 147H117V148H118ZM132 147H133V146H132ZM154 147H153V148L151 147V148L154 149ZM157 147H158V146H157ZM160 147H161V146H160ZM160 147H158V149H159ZM162 147L160 148V150L162 149ZM50 148H51V147H50ZM60 148H61V147H60ZM70 148H71V147H70ZM101 148H100V151L102 150ZM115 148H116V147H115ZM126 148H128V147H126ZM136 148H134V149H135V150H139V147H138V149H136ZM151 148H150V149L148 148V149H149V150H152ZM163 148H164V147H163ZM172 148H173V147H172ZM21 149H22V148H20V150H21ZM26 149H27V148H26ZM56 149H58V147H57ZM95 149H96L97 151H96ZM145 149H146V148H144V151H145ZM24 150H25V148L23 149V151H24ZM53 150H55V148H54ZM53 150H52V151H53ZM58 150H59V149H58ZM69 150H71V149H69ZM79 150H80V149H79ZM93 150L96 151L97 153H98V151H99L98 148H96V147H94ZM112 150H113V149H112ZM119 150H121V149H119ZM122 150H123V149H122ZM129 150H130V149H129ZM129 150H128V152H129ZM141 150H143V149L141 148L139 151H141ZM160 150H159V151H160ZM167 150H168V149H167ZM172 150H173V149H172ZM172 150L170 149V150H168V151L172 152ZM176 150H177V149H176ZM18 151H19V149H18ZM31 151H32V150H31ZM60 151H61V150H60ZM60 151H59V152H60ZM81 151H82V149H81ZM94 151H93V152H94ZM100 151H99V152H100ZM110 151H111V150H110ZM110 151H109V152H110ZM113 151H114V150H113ZM139 151H138V152H139ZM146 151H147V150H146ZM155 151H157V152L159 153V151H158L157 149H155ZM165 151H166V148H165ZM165 151H164V152H165ZM24 152H26V151H24ZM70 152H71V151H70ZM73 152H74V151H73ZM96 152H94V153H96ZM109 152H108V153H109ZM114 152L117 153V155L120 154V153H124V152H119V151H117V150L114 151ZM132 152H133V149H132ZM151 152H152V151H151ZM157 152H156V154H157ZM160 152H161V151H160ZM27 153H28V151H27ZM32 153H33V151H32ZM32 153H31V154H32ZM126 153H127V151H126ZM143 153H145V152H143ZM143 153H142V154H143ZM149 153H150V152H149ZM162 153H163V151H162ZM162 153H160V154H162ZM167 153H168V152H167ZM167 153H164V154H167ZM172 153H173V152H172ZM176 153H178V152H176ZM17 154H18V153H17ZM19 154H24V155H26L25 153H21V152H19ZM52 154H53V153H52ZM128 154H129V153H128ZM136 154H137V153L134 154V157H135ZM140 154H141V153H140ZM140 154H138L137 156L140 157ZM147 154H148V153H147ZM153 154H154V156H155V152H154V150H153ZM174 154H175V153H174ZM174 154H173V155H174ZM71 155H72V154H71ZM80 155H81V153H80ZM90 155H91V154H90ZM96 155H97V154H96ZM106 155H107V154H106ZM131 155H132V153H131ZM131 155H129V157H128V156H126V157H127V158H130ZM145 155H146V153H145ZM148 155H149V154H148ZM151 155H152V153H150V155L147 156V159H148V157H149V159H150V156H151ZM169 155H170V154H169ZM17 156H18V159H19V155H17ZM37 156H38V155H37ZM82 156H83V155H81V157H82ZM101 156H104V155H101ZM112 156H113V155H112ZM114 156H115V155H114ZM118 156H119V155H118ZM118 156H116V157L118 158ZM120 156H121V155H120ZM123 156H124V155H123ZM142 156H143V155H141V157H142ZM159 156H160V155H159ZM165 156H166V155H165ZM171 156H172V154H171ZM171 156H170V158H171ZM21 157H25V156L21 155ZM30 157H31V156H30ZM30 157H29V158H30ZM105 157H106V156H105ZM105 157H104V158H101V159H105ZM107 157H109V159H107L106 161H109V160H110V156L107 155ZM116 157H114V158H115V161H114V162L117 163L118 160H116ZM132 157H133V156H131V160L134 159V157H133V158H132ZM141 157H140V158H141ZM144 157H145V159H146V156H144ZM152 157H153V156H151V159H150L151 161H152ZM155 157H156V162L158 163V161H159V160L157 161V157H158V156H155ZM166 157L169 158L168 156H166ZM172 157H173V156H172ZM15 158H16V157H15ZM50 158H51V157H50ZM72 158H73V157H72ZM79 158H80V157H79ZM87 158H88V156H87ZM95 158H97V157H95ZM137 158H138V157H137ZM137 158L135 157L136 160H138ZM140 158H139V160H140ZM142 158H143V157H142ZM153 158H154V157H153ZM159 158H160V157H159ZM161 158H163V157H161ZM170 158H169L170 161H168V162H166L167 159L164 158V160L166 159L165 162H166V163H170V162H171V159H172V158H171V159H170ZM27 159H28V158H27ZM36 159H38V158H36ZM54 159H55V158H54ZM67 159H69V158H67ZM74 159H75V158H74ZM77 159H78V158H77ZM112 159H113V158H112ZM112 159H111V160H112ZM135 159H134V160H135ZM154 159H155V158H154ZM173 159H174V160H177V162H178V159H177V158H176V159L173 158ZM173 159H172V160H173ZM79 160H81V158H80ZM90 160H91V159H90ZM143 160H144V159H143ZM164 160L162 159V161H164ZM17 161H19V160H17ZM30 161H31V160H28V163H29ZM36 161H37V160H36ZM36 161H35V162H36ZM50 161H51V160H50ZM55 161H57V160H55ZM59 161H60V160H59ZM61 161H62V160H61ZM70 161H71V159H70ZM96 161H97V160H96ZM96 161H95V162H96ZM98 161H99V160H98ZM103 161L105 162V160H103ZM103 161H102V162H99V165H100V163H101V165H102V164L104 163ZM151 161L147 160L146 162H151ZM162 161L159 162L158 165H159L160 163H162ZM37 162H40V161H37ZM84 162H86V163H83V166H84L85 164H87V161H84ZM109 162H110V161H109ZM139 162H140V161H139ZM139 162H138V163H139ZM146 162H145V163H146ZM172 162H173V161H172ZM179 162H180V161H179ZM42 163H43V162H42ZM111 163H112V162H111ZM141 163H143V161H142ZM23 164H24V163H23ZM23 164H22V165H23ZM47 164H48V163H47ZM47 164H45V165H47ZM50 164H52V163H50ZM79 164H80V163H79ZM176 164L179 165L178 163H176ZM3 165H4V167H5V164H3ZM6 165H7V164H6ZM20 165H21V164H20ZM24 165H25V164H24ZM24 165H23V166H24ZM38 165H39V164H38ZM104 165H105V167H106V165H110V163H108V164H105V163H104ZM104 165H103L102 167H104ZM112 165H113V164H112ZM112 165H111V168H112ZM173 165H174V164H173ZM11 166H12V165H11ZM13 166L15 167V165H13ZM36 166H37V165H36ZM80 166H81V165H80ZM115 166L117 167L116 164H115ZM160 166H161V164H160ZM162 166H163V165H162ZM162 166L160 167L161 169H162ZM4 167H2V169H3ZM7 167H8V166H7ZM93 167H95V166H93ZM109 167H110V166H109ZM113 167H114V165H113ZM157 167H158V166H157ZM157 167H156V169L159 168V167H158V168H157ZM5 168H6V167H5ZM20 168H21V167H20ZM41 168H42V167H41ZM74 168H76V167H74ZM80 168H81V167H80ZM99 168H101V167L99 166ZM106 168H108V167H106ZM111 168H110V169H111ZM117 168H118V169H117ZM117 168H116L117 170H116V169H114V170H113V169H112V170H109V171H114L113 173H111V172L108 171V173H109V174H108V179H110V178L113 176V174L115 173V170H116V171H119V168H120V167H117ZM2 169H1V171H2ZM7 169H9V168H7ZM23 169H24V168H23ZM50 169H51V167H50ZM66 169H67V168H66ZM77 169H78V167H77ZM82 169H83V168H81V170H82ZM84 169H86V168H84ZM84 169H83V170H84ZM88 169H91V170H92V168H88ZM96 169H97V171L101 170V169L98 170L97 166H96ZM154 169H155V168H154ZM169 169H170V168H169ZM169 169L167 168V169H165V170H166V171H167V170L169 171ZM172 169H173V168H172ZM172 169H170V171H173ZM174 169H176V168H174ZM177 169H178V168H177ZM10 170H11V167H10ZM13 170H14V168H13ZM21 170H22V169H21ZM72 170L74 171L75 169L72 168ZM72 170H71V171H72ZM81 170H79V171H81ZM106 170H108V169H106ZM165 170H163V171L165 172V173L163 174V176H165V174H168V173L170 172V171H169V172L167 171L168 173H166ZM178 170H179V169H178ZM3 171H4V169H3ZM77 171H78V170H77ZM79 171H78V172H79ZM103 171H104V170H103ZM103 171H102V173H103ZM152 171H153V170H152ZM159 171H160V170H159ZM161 171H162V170H161ZM161 171H160V172H161ZM8 172H9V171H8ZM12 172H13V171H12ZM17 172H18V170H17ZM35 172H36V171H35ZM40 172H41V171H40ZM68 172H69V171H68ZM74 172L76 173V170H75ZM82 172H84V171H82ZM82 172H81V174H82ZM85 172H86V170H85ZM85 172H84V173H85ZM87 172H88V171H87ZM89 172H91V171L89 170ZM92 172H93V171H92ZM104 172H106V171H104ZM128 172H129V171H128ZM157 172H158V171H156V173H157ZM160 172H159V174H160ZM173 172H174V171H173ZM4 173H5V172H4ZM6 173H7V172H6ZM14 173H16V171H14ZM19 173H21V172H19ZM41 173H43V172H41ZM51 173H52V172H51ZM93 173H94V174H93ZM93 173H92V175L94 176V175H95V172H93ZM102 173H101V174H102ZM130 173H131V172H130ZM162 173H163V172H162ZM171 173H172V172H171ZM44 174H45V173H44ZM77 174H78V173H77ZM81 174H80V175H81ZM111 174H112V175H111ZM127 174H128V173H127ZM172 174H173V173H172ZM180 174H181V173H180ZM71 175H72V174H71ZM88 175H89V173H88ZM92 175L89 176V177H87V178L89 179V181H90V178L92 179V177H93ZM96 175H97V174H96ZM106 175H107V172H106ZM116 175H118V176L121 175L120 171H119L118 174H117V172H116V173H115V176H116ZM161 175H162V174H161ZM173 175H174V174H173ZM182 175H184V174H182ZM2 176H3V175H2ZM4 176H6V174H5ZM8 176H9V175H8ZM8 176H7V177H8ZM31 176H32V175H31ZM37 176H38V175H37ZM74 176H77V175L74 174ZM82 176H83V175H82ZM86 176H87V175H86ZM110 176H111V177H110ZM163 176H161V177H163ZM166 176H167V175H166ZM166 176H165V177H166ZM83 177H85V176H83ZM83 177H82V178H83ZM100 177H103V176H100ZM100 177H99V178H100ZM109 177H110V178H109ZM124 177H125V176H124ZM146 177H147V176H146ZM159 177H160V176H159ZM165 177L162 178V179H164V180H163L164 182H165V179H167V177H166V178H165ZM169 177H170V176H169ZM174 177H175V176H174ZM176 177H177V175H176ZM54 178L56 179V177H54ZM78 178H79V177H78ZM80 178H81V177H80ZM93 178H94V177H93ZM117 178H119V177H117ZM13 179H14V178H13ZM52 179H53V178H52ZM88 179H87V180H88ZM101 179H102V178H101ZM103 179H104V178H103ZM124 179H125V178H124ZM162 179H160V180H162ZM168 179H169V178H168ZM218 179H219V178H217V180H218ZM85 180H86V179H84V181H85ZM105 180H107V179H105ZM113 180H114V179H113ZM113 180H110V182H111V181L113 182ZM134 180H135V179H134ZM134 180H133V181H134ZM141 180H142V179H141ZM149 180H150V179H149ZM160 180H159V181H160ZM174 180H175V179H174ZM179 180H180V179H179ZM215 180H216V179H215ZM223 180H224V179H223ZM16 181H17V180H16ZM44 181H46V180H44ZM71 181H72V180H71ZM82 181H83V179H82ZM84 181H83V182H84ZM96 181H97V179H96L95 181L93 180V182H96ZM99 181H101V180L99 179ZM107 181H108V180H107ZM114 181H115L114 183H116V180H114ZM125 181H126V180H125ZM156 181H157V180H156ZM163 181H160V183L162 184ZM219 181H220V183H221L222 180H219ZM225 181L227 182V179L224 180V182H225ZM14 182H15V181H14ZM39 182H40V181H39ZM67 182H68V181H66V183H67ZM91 182H92V180L90 181V183H91ZM97 182H98V181H97ZM119 182H120V181H119ZM119 182L116 183V185L118 184L117 186H116L115 184H113V186L115 185L114 188H117L120 184L124 183V180H123L122 183H119ZM180 182H182V181H180ZM187 182H188V181H187ZM17 183H18V181H17ZM46 183H47V182H46ZM69 183H70V182H69ZM100 183H101V182H98V186H99ZM107 183H109V182H107ZM133 183H134V182H133ZM139 183H140V182H139ZM168 183H169V182H168ZM168 183L165 182L164 184H168ZM170 183H172V181H171ZM170 183H169L170 186H168V187H171L172 184H170ZM216 183H217V181H216ZM216 183H215V184H216ZM227 183H228V182H227ZM6 184H7V183H6ZM22 184H23V183H22ZM31 184H32V182H31ZM39 184H40V183H39ZM47 184H48V183H47ZM47 184H46V186H47ZM86 184H88V183H86ZM86 184L84 183L85 186H86ZM92 184H95V183H91V184H90V185H91V188H92ZM104 184H105V183H104ZM109 184H110V183H109ZM125 184H126V183H125ZM128 184H129V183H128ZM164 184H163V185H164ZM179 184H180V183H179ZM191 184H192V183L187 184V185H191ZM12 185H13V184H12ZM49 185H51V184H49ZM81 185H82V184H81ZM159 185H160V184H159ZM176 185H177V183H176ZM193 185H194V184H193ZM195 185H196V184H195ZM14 186H15V185L10 186V188H11V187L14 188ZM20 186H22V185H20ZM28 186H29V185H28ZM32 186H33V184H32ZM78 186H79V185H78ZM93 186H94V188H95V186H97V185H93ZM108 186H109V188H110V186H112V185H108ZM108 186H107V187H108ZM113 186H112V187H113ZM174 186H175V185H173V187H174ZM179 186H180V185H179ZM182 186H183V185H182ZM212 186H214V185H212ZM215 186H216V185H215ZM219 186H220V184H219ZM222 186H223V184L221 185V187H222ZM226 186H227V185H226ZM226 186H224V187L226 188ZM229 186H230V185H229ZM5 187H7V185H6ZM54 187H55V189H56V186H54ZM104 187H106V186H104ZM104 187H103V188L101 187V188L104 189ZM112 187H111V188H112ZM119 187H121L122 190H121V188H117V191L120 190L121 192H123L124 190H123L122 185L119 186ZM124 187H125V186H124ZM135 187H136V186H135ZM160 187H163V186H160ZM175 187H176V186H175ZM175 187H174V188H175ZM194 187H195V186H194ZM224 187H222V188L224 189ZM227 187H228V186H227ZM231 187H233V186H231ZM2 188H4V186H2ZM19 188H20V187H19ZM28 188H29V187H28ZM30 188H31V187H30ZM34 188H35V187H34ZM51 188H52V187H51ZM85 188H86V187H85ZM85 188H84V189H85ZM88 188H89V186H88ZM88 188H87L86 190H88ZM91 188H90V189H91ZM94 188L92 189L93 191H95V189H96V188H95V189H94ZM97 188H98V187H97ZM109 188H108V189H109ZM150 188L152 189V187H150ZM166 188H167V187H166ZM166 188H164V191L166 190ZM171 188H172V187H171ZM187 188H188V186H187ZM207 188H209V187H207ZM213 188H216V187H213ZM222 188H221V189H222ZM16 189H17V187L15 186V189H14V190H16ZM20 189H21V188H20ZM26 189H27V188H26ZM52 189H53V188H52ZM65 189H66V188H65ZM77 189H78V187H77ZM84 189H83V190H84ZM106 189H107V188H106ZM108 189H107V190H108ZM127 189H129V186L127 187ZM130 189H131V188H130ZM138 189H139V187H138ZM167 189H168V188H167ZM176 189H177V187H176ZM178 189L181 190L182 188H178ZM216 189H217V188H216ZM221 189H220V191H221ZM7 190H8V188H7ZM24 190H25V187H24ZM27 190H28V189H27ZM35 190H36V189H35ZM35 190H34V192H35ZM50 190H51V189H50ZM50 190H48V191H50ZM92 190L89 191V192H91L90 194L94 193V194L96 195V193H95V192H92ZM98 190H100V189H97L96 192H97ZM104 190H105V189H104ZM113 190H115V189H113ZM171 190H173V189H171ZM183 190H185V187L183 188ZM188 190H190V189H188ZM188 190H187V191H188ZM202 190H203V189H202ZM208 190H209V189H208ZM218 190H219V188H218ZM224 190H225V189H224ZM224 190L221 191V192L223 193ZM227 190H228V189H227ZM16 191H17V190H16ZM21 191H22V190H21ZM21 191H19V192H21ZM40 191H41V190H40ZM67 191H68V190H67ZM71 191H72V188H71ZM74 191H75V190H74ZM84 191H85V190H84ZM84 191H82V192H83V195H85V194H84ZM109 191H110V192H109ZM109 191H108L109 193H107V194L110 196L112 190H109ZM128 191H130V190H128ZM128 191H127V192H128ZM132 191H133V190H132ZM132 191H131V192H132ZM160 191H162V190H160ZM164 191H162L161 193L163 194ZM169 191H170V190H168V192H169ZM176 191H177V190H175L174 192H176ZM195 191H196V190H195ZM203 191H205V189H204ZM216 191H217V190H216ZM9 192H10V193H9ZM9 192H6V193H8V196L10 197V195H11L12 192H11V191H9ZM14 192H15V191H14ZM28 192H29V191H28ZM43 192H44V191H43ZM85 192H86V194L89 196V192H88V191H85ZM102 192L104 193V191H102ZM102 192L99 191L100 194H102ZM113 192H114V191H113ZM118 192H119V191H118ZM124 192H126V190H125ZM147 192H148V191H147ZM149 192H150V191H149ZM170 192L173 193L172 191H170ZM170 192H169V193H170ZM177 192H178V191H177ZM181 192L183 193V191H181ZM198 192H202V191H198ZM217 192H218V191H217ZM217 192H216V193H217ZM221 192L218 193V194H219V195H220V194L223 195L224 193H229L230 191H229V190H228V192L225 191L223 194H222ZM235 192H236V191H234V194H233V195H235ZM6 193H4V195H5ZM15 193H17V195H19L18 192H15ZM35 193H37V191H36ZM45 193H46V192H45ZM61 193H62V192H60V194H61ZM69 193H70V191H69ZM73 193H74V192H73ZM73 193H72V194H73ZM114 193H116V192H114ZM159 193H160V192H159ZM169 193H168V194H169ZM187 193H188V192H187ZM187 193H186V194H187ZM189 193H190V195H192V194H191V191H190ZM213 193H214V192H213ZM238 193H239V192H238ZM238 193H236V194L238 195ZM9 194H10V195H9ZM12 194H14V193H12ZM27 194H28V193H27ZM30 194H31V192H30ZM30 194H29V195H30ZM37 194H38V193H37ZM146 194H147V193H146ZM164 194H165V193H164ZM166 194H167V193H166ZM166 194H165V195H166ZM178 194H179V192H178ZM178 194H177V196H179ZM229 194H230V193H229ZM17 195H16V196H17ZM24 195H26L25 192H24ZM73 195H74V194H73ZM73 195H71V196H72L73 198H75ZM92 195H93V194H92ZM92 195H91V196H92ZM119 195H120V194H119ZM127 195H128V194H127ZM143 195H144V194H143ZM154 195H155V194H154ZM157 195H158V194H157ZM170 195H171V194H170ZM170 195H169V196L166 195V196L171 197L172 195H175V194H172L171 196H170ZM180 195H181V194H180ZM193 195H194V194H193ZM209 195H210V194H209ZM227 195H228V194H227ZM239 195H241V194H239ZM13 196L15 197V195H13ZM19 196H20V195H19ZM21 196H22V195H21ZM27 196H28V195H27ZM30 196H31V195H30ZM88 196H87V197H88ZM104 196H105V198L107 197V196L105 195V193H104ZM109 196H108V197H109ZM114 196L117 197L118 195H114ZM120 196H121V198H122V200H123L124 196H123V195H120ZM122 196H123V197H122ZM163 196H164V195H163ZM163 196H162V197H163ZM177 196H174V197L176 198ZM184 196H186V198H187L188 195H185V194H184ZM224 196H226V195L224 194ZM241 196H242V195H241ZM241 196H240V197H241ZM11 197H12V196H11ZM63 197H64V198H65V197L67 198V195L64 194ZM87 197H86V198H87ZM108 197H107V199H108ZM129 197H130V200H131L132 197L134 198L133 195H132V197H131V196H129ZM150 197H151V196H150ZM160 197H161V195H160ZM160 197H157V198H160ZM168 197H167V198H168ZM194 197H195V199H196V197H197L198 199L201 198L200 196L198 197V196H196V195H195ZM218 197H219V196H218ZM232 197H233V196L231 195V198H232ZM234 197H235V196H234ZM245 197H246V195H245ZM3 198H6V197H2V199H3ZM7 198H8V197H7ZM7 198H6V199H7ZM23 198H24V197H22V198L19 197L20 200H21V199L23 200ZM33 198H34V196H33ZM59 198H60V197H59ZM66 198H65V199H66ZM69 198H70V194H69ZM69 198H68V200L71 199V198H70V199H69ZM111 198H112V197H111ZM111 198H110V199H111ZM117 198H118V197H117ZM121 198H119V199H121ZM135 198H136V197H135ZM143 198H145V197H143ZM151 198H152V197H151ZM151 198L148 199V198L146 197L145 200H146V199H147L148 201H149V200H152ZM163 198H164V197H163ZM180 198H182V197H180ZM180 198H179V199H180ZM189 198H190V196H189ZM236 198H237V197H236ZM236 198H235V200H236ZM12 199H13V197H12ZM17 199H18V198H17ZM19 199H18V200H19ZM24 199L26 200L27 197L24 198ZM110 199H109V200H110ZM115 199H116V198H115ZM125 199L128 200V197L125 198ZM154 199H156V198H154ZM161 199H162V198H161ZM161 199H160V200H161ZM165 199H166V198L162 199V202H161V203H163V205H164V203H165V202H163V200H165ZM168 199H169V200L166 199V200L168 201V203H169V201H171V200H173V202H177L176 200H178V199H175V201H174V199H171V198H168ZM170 199H171V200H170ZM191 199L194 200L193 197H191L190 200H191ZM203 199H205V198H203ZM203 199H202V200H203ZM215 199H218V198H215ZM245 199H246V198H244V200H245ZM14 200H15V198H14ZM22 200H21L20 202H23V201H24V200H23V201H22ZM36 200H40V199H39V196H38V198H37ZM36 200H32V201H36ZM58 200H59V199H58ZM58 200H57L56 202H58ZM61 200H62V199H61ZM63 200H64V199H63ZM72 200H73V199H72ZM72 200H71V201H72ZM84 200L86 201L85 197H84ZM111 200H114V199L112 198ZM116 200H118V199H116ZM116 200H115V201H116ZM122 200H121V201H122ZM130 200H128V201H130ZM132 200L134 201V199H132ZM160 200H159V201H160ZM190 200L187 199L188 202H190ZM209 200L211 201V203H212V201L214 202V200H213V199L211 200V198H210ZM219 200H220V197H219ZM223 200H225V199H223ZM232 200H233V198H232ZM240 200H241V203H242V200H243V199L240 198ZM244 200H243V201H244ZM27 201H28V200H26V202H27ZM66 201H67V200H66ZM85 201H84V202H85ZM118 201H119V200H118ZM133 201H131L132 204H133L134 202H136V200H135L134 202H133ZM137 201H139V200H137ZM159 201H158V202H159ZM194 201L197 202V199L194 200ZM200 201H201V200H200ZM203 201H204V200H203ZM207 201H208V199H207ZM221 201H222V200H221ZM221 201H218V203L221 202ZM10 202H11V200H10ZM37 202H39V201H37ZM37 202H36V203H37ZM64 202H65V201H64ZM104 202H106V200H104ZM107 202H109V201L107 200ZM150 202H151V201H150ZM158 202H157V203H158ZM171 202H172V201H171ZM171 202H170V203H171ZM192 202H193V201H191L190 204H189V205H192V208L190 207V208H189V211H190V210H191V211L194 210L193 205H196V203L193 204ZM208 202H209V201H208ZM234 202H235V201H234ZM237 202H238V200H237ZM239 202H240V201H239ZM12 203H13V200H12ZM12 203L10 204L11 207L13 206ZM14 203H15V202H14ZM24 203H25V202H24ZM33 203H34V202H33ZM33 203H32V206H33ZM74 203H75V202H73V205H74ZM102 203H103V202H102ZM110 203H111V202L107 203V205L105 204L106 207L108 206V204H109V206H111ZM115 203L117 204V201H116ZM141 203H142V202H140V204H141ZM170 203H169L168 205H166L167 203H165V206H169V205L171 206ZM191 203H192V204H191ZM197 203H198V202H197ZM199 203H200V202H199ZM199 203H198V204H199ZM227 203H229V201H228ZM227 203H226V200H225V204L228 206ZM232 203H233V202H232ZM1 204H2V203H1ZM18 204H19V202H18ZM26 204H27V203H26ZM26 204L24 205V207L26 206ZM29 204H31V203H29ZM29 204H28V205H29ZM39 204H40V203H39ZM64 204H65V205H68L69 203L66 204V202H65ZM64 204L61 205V206H64ZM81 204H82V203H81ZM81 204H80V205H81ZM87 204H88V203H87ZM138 204H139V203H138ZM144 204H145V203H144ZM177 204H178V203H177ZM205 204H207V203L205 202ZM208 204H210V203H208ZM212 204L215 206V205L217 204V200H216V203L214 202V203H212ZM243 204H244V203H243ZM249 204H250V203H249ZM34 205H35V204H34ZM56 205H57V203H56ZM77 205H78V204H77ZM82 205H83V204H82ZM118 205H119V202H118L117 205L114 204L113 207L118 206ZM134 205H135V203H134ZM142 205H143V203L141 204V206L139 205V206H140L139 208H140V209L142 208V211L144 212V210H143V207H144V206L142 207ZM184 205H185V204H184ZM202 205H203V204H202ZM202 205H201V206H202ZM231 205H233V204H231ZM231 205H230V203H229V206H231ZM236 205H237V203H236ZM240 205H242V204H240ZM15 206H16V204H15ZM17 206H18V205H17ZM32 206L30 205L29 210H30L31 208L33 209V208L37 207V206H35V207H32ZM57 206L59 207V203H58ZM57 206H56V207H57ZM84 206H86V204H85ZM103 206H104V205L102 204L101 209H102ZM136 206H137V204H136ZM152 206H153V205H152ZM170 206H169V208H172V207H173V206H172V207H170ZM174 206H175V205H174ZM196 206H197V205H196ZM216 206H218V205H216ZM216 206H215V207H216ZM222 206H223L222 204H221V206H220V204H219V208L222 207ZM251 206H252V204H251ZM13 207H14V206H13ZM18 207H20V205H19ZM27 207H28V206H27ZM75 207H76V206H75ZM99 207H100V206H99ZM99 207H98V208H99ZM104 207H105V206H104ZM106 207H105V208H106ZM132 207H133V206H132ZM146 207H147V206H146ZM154 207H155V206H154ZM177 207H178V206H177ZM186 207H187V206H186ZM197 207H198V206H197ZM197 207H195V209H196ZM202 207L204 208V206H202ZM202 207L199 208V209L197 208L196 210H198V212H199L200 209L203 211ZM205 207H206V210H204V211H208L207 209H208L209 207H211V206H208V208H207V205H206ZM223 207H224V206H223ZM233 207H234V206H233ZM245 207H246V205H245ZM245 207H244V209H245V211H247ZM9 208H10V207H9ZM15 208H16V207H15ZM64 208H67V207L65 206ZM69 208H71V206H70ZM76 208H77V207H76ZM78 208H79V207H78ZM83 208L85 209V207H83ZM83 208H82V206H81V209H83ZM86 208H88V207L86 206ZM105 208H104V209H105ZM108 208H109V210H110L109 213H111L110 216L113 215L112 217H113V219H114V215H116V214H114V213L112 214L110 207H108ZM115 208H116V210H117L118 207H115ZM119 208H121V207H119ZM148 208H149V205H148ZM148 208H147V209H148ZM151 208H152V207H151ZM165 208L167 209V207H165ZM211 208H212V207H211ZM211 208H210V209H211ZM224 208H225V207H224ZM248 208H249V207H248ZM252 208H253V206H252ZM22 209H23V208H22ZM27 209H28V208H27ZM93 209H94V208H92V212L95 211V213H96V210H93ZM96 209H97V208H96ZM99 209H100V208H99ZM99 209L97 210V212L99 211ZM101 209H100V212L102 211ZM134 209H135V207H134ZM140 209L137 210V207H136L135 210H137V212H136L137 214H138V213L140 214ZM144 209H145V211H148V210H149V209L146 210V208H144ZM154 209H158V208H154ZM162 209H163V208H162ZM162 209H161V210H162ZM172 209L174 210L175 208H172ZM184 209H187V208H184ZM184 209H183V210H184ZM212 209L215 210L214 208H212ZM217 209H218V208H217ZM237 209H238V208H237ZM240 209H241V207H240ZM260 209H262V208H260ZM1 210H2V209H1ZM33 210H35V209H33ZM33 210H32L31 212H33ZM109 210H107V211H109ZM112 210H113V208H112ZM131 210L134 211L133 208H132ZM150 210H151V209H150ZM152 210H153V209H152ZM152 210H151V211H152ZM163 210H165V209H163ZM179 210H180V208H179ZM201 210H200V213H201ZM220 210H221V208H220ZM222 210L225 211L226 209H222ZM230 210H231V207H230ZM241 210H242V209H241ZM251 210H252V209H251ZM12 211H13V210H12ZM138 211H139V212H138ZM142 211H141V213H143ZM151 211H150V213H151ZM155 211H156V210H155ZM166 211H167V210H166ZM185 211H186V210H185ZM191 211H190V212H191ZM194 211H195V210H194ZM194 211H192L191 214H193ZM227 211H228V210H226L225 212H227ZM252 211H253V210H252ZM5 212H6V211H5ZM31 212H30V213H31ZM34 212H35V211H34ZM105 212H106V211H105ZM113 212H115V210H114ZM126 212L128 213V211H126ZM129 212H130V211H129ZM157 212L159 213V210H158ZM161 212H162V211H160V213H161ZM167 212H168V211H167ZM167 212H166V213H167ZM181 212H183V211H181ZM181 212H180V213H181ZM187 212H188V210H187ZM190 212H189V213H190ZM196 212H197V211H196ZM198 212L195 213V217H193V220H194V221H195L194 218H196V214L199 215ZM211 212H212V210H211ZM216 212H217V211H216ZM216 212H215L214 215H216ZM220 212H221V211H220ZM225 212H224V213H225ZM229 212H230V211H229ZM237 212H238V210H237ZM247 212H248V211H247ZM253 212H254V211H253ZM12 213H13V212H12ZM12 213H11V214H12ZM35 213H37V212H35ZM43 213H45V212H43ZM46 213H47V212H46ZM46 213H45V214H46ZM63 213H64V212H63ZM85 213H86V212H85ZM115 213H118V212H115ZM119 213H120V212H119ZM154 213H155V212H154ZM189 213H187V214H189ZM217 213H218V212H217ZM222 213H223V211H222ZM222 213H221V216H222ZM224 213H223V214H224ZM231 213H233V212H231ZM238 213H243V212L241 211V212H238ZM13 214H14V213H13ZM31 214H33V213H31ZM31 214H30V215H31ZM48 214H49V213H48ZM48 214H46V215H48ZM86 214H87V213H86ZM91 214H92V213H90V215H91ZM98 214H99V213H98ZM98 214H97L98 217H96V218H99V215H100V214H99V215H98ZM102 214H103V212H102ZM129 214H131V212H130ZM144 214H145V213H144ZM146 214L149 215V212H148V213L146 212ZM146 214H145V216H146ZM168 214H169V213H167V214H165V215H168ZM212 214H213V213H212ZM226 214H230V213H225V215H226ZM235 214H236V213H235ZM243 214H245V216H241V217L245 218L249 213L247 214V213L245 212V213H243ZM246 214H247V215H246ZM259 214H260V213H259ZM16 215H17V214H16ZM35 215H37V214H35ZM38 215H39V214H38ZM42 215H43V214H42ZM105 215H108V213L105 214ZM118 215H119V214H118ZM134 215H135V214H134ZM140 215H141V214H140ZM148 215H147V217H149L151 214H150L149 216H148ZM159 215H160V214H159ZM205 215H206V214H205ZM232 215H234V214H230V216H232ZM239 215H242V214H239ZM254 215H255V214H254ZM33 216H34V215H33ZM51 216H52V218H53V215H51ZM54 216L56 217V215H54ZM57 216H58V215H57ZM81 216H82L83 218H85L83 215H81ZM101 216H102V215H101ZM121 216H123V215H121ZM129 216H132V215H128L127 218H128ZM154 216H155V215L153 214V217H154ZM186 216H188V215H186ZM193 216H194V214H193ZM200 216H201V215H200ZM200 216H198V217H200ZM208 216H209V215H208ZM208 216H207V218H208ZM212 216H213V215H212ZM216 216H217V215H216ZM216 216H215V217H216ZM221 216L219 215V217H221ZM227 216H228V215H227ZM249 216H250L249 218L251 219V216H252V215H249ZM13 217L15 218V215H14ZM23 217H24V215H23ZM36 217H37V216H36ZM36 217H35V218H36ZM40 217H41V216H40ZM45 217H49V216H45ZM55 217H54L53 219H56ZM60 217H61V216H60ZM89 217H90V218L86 217L85 219H88V220L90 219V220H91L92 215L89 216ZM123 217H124V216H123ZM138 217H140V216L138 215ZM141 217H143V215H141ZM151 217H152V215H151ZM151 217H150V218H151ZM157 217H159V216L156 215V218H157ZM161 217H163V216H160V218H157V220H158V219H162ZM164 217H165V216H164ZM166 217H167V216H166ZM169 217H171V215H169ZM190 217H191V216H190ZM190 217H189V218H190ZM198 217H197V218H198ZM203 217H204V216H203ZM222 217H223V216H222ZM222 217H221V218H222ZM228 217H229V216H228ZM247 217H248V216H247ZM256 217H257V216H255V218H256ZM14 218H13V219H14ZM17 218H18V217H17ZM32 218H33V217H32ZM35 218H34V220L32 219L33 221H32V220H31V221H32V222H34V221H35V222L38 221V220H37L38 218H37L36 220H35ZM52 218H51V221H50V220H48V221H50V222L53 221V222H54V220H53ZM92 218H93V217H92ZM96 218H94V220H93V221H95V222L92 223V222L90 221V222L92 223V226H91L92 228H90V229H93V227L97 226V225H95L96 221L98 220V219L95 220ZM101 218H102V217H101ZM104 218H105V219H108V218H109V215H108V218L105 217V216H104ZM104 218H102V221H103ZM117 218H118V217H117ZM167 218H168V217H167ZM167 218H166V219H167ZM172 218H173V216H172L170 219H172ZM189 218H188V219H189ZM201 218H202V217H201ZM213 218H214V216H213ZM217 218H218V217H217ZM239 218H240V217H239ZM10 219H11V218H10ZM15 219H16V218H15ZM20 219H21V218H20ZM60 219H62V218H60ZM71 219H72V217H71ZM71 219H70V221H71ZM81 219H82V218H79L78 221L81 220ZM99 219H100V218H99ZM109 219H112V218H109ZM141 219H146V217H145V218L143 217V218H141ZM148 219H149V218H148ZM148 219L145 220V221H150L152 218L149 219V220H148ZM166 219H165V220H166ZM168 219H169V218H168ZM174 219L179 220L177 217L175 218V216H174ZM214 219H215V218H214ZM223 219H224V218H223ZM234 219H235V218H234ZM41 220H43V219H41ZM41 220H40V221H41ZM68 220H69V219H68ZM68 220H66V224H67ZM118 220H119V219H118ZM128 220H130V219H128ZM135 220H136V218H135ZM190 220L192 221V219H190ZM198 220H200V219H198ZM226 220H228V219H226ZM230 220H231V219H230ZM251 220H252V219H251ZM12 221H13V220H12ZM14 221H15V220H14ZM19 221H20V220H19ZM64 221H65V220H64ZM85 221H86V220H85ZM98 221H101V219L98 220ZM110 221H112V220H110ZM126 221H127V220H126ZM141 221H142V220H141ZM151 221H152V220H151ZM159 221H160V220H159ZM187 221H188V220H187ZM196 221H197V219H196ZM232 221H233V220H232ZM9 222H10V221H9ZM29 222H30V220H29ZM41 222L44 223V224L46 223V222H43V221H41ZM55 222H57V223H55V224L57 225L60 221H58V220L56 221V220H55ZM79 222H80V221H79ZM81 222H82V221H81ZM87 222H88V221H87ZM103 222H104V221H103ZM105 222H106V220H105ZM105 222H104V225H105L106 223H108L109 220H107L106 223H105ZM113 222H115V221H113ZM113 222H111V223H113ZM116 222H117V221H116ZM119 222H120V221H119ZM129 222H131V220L128 221L127 224H125V225L128 226V223H129ZM136 222H137V221H136ZM154 222H155V225H156V222H158V221H156V219H155ZM166 222H168V223L170 222V225H171L172 222H174V220H171V221H170V220H167ZM189 222H190V221H189ZM203 222H204V221H203ZM224 222H225V221H224ZM240 222L242 223L243 221H240ZM244 222L247 223V220L244 221ZM251 222H252V221H251ZM11 223H15V222H11ZM30 223H31V222H30ZM37 223H39V221L36 222V224H34V225H37ZM42 223H41V224H42ZM61 223H62V221H61ZM63 223H64V222H63ZM63 223H62V224H63ZM73 223H74V222H73ZM73 223H72V224H73ZM158 223H159V222H158ZM179 223H180V222H178V224H179ZM195 223H196L195 226H197V222H195ZM211 223H212V220H211ZM232 223H233V222H232ZM246 223H245V224H246ZM253 223H254V220H253ZM255 223H256L257 226L260 224V223L258 224L257 222H255ZM255 223H254V224H255ZM41 224H40V226L43 225V224H42V225H41ZM55 224H54V225H55ZM59 224H60V223H59ZM59 224H58V227L61 228V226H59ZM64 224H65V223H64ZM69 224H70V222H69ZM82 224H83V223H82ZM89 224H90V223H89ZM89 224H88V226H89ZM93 224H94L95 226H94ZM96 224H98V225L101 224V225H102L103 223H102V222H99V223L97 222ZM114 224H115V223H114ZM114 224H113V225H114ZM135 224H136V223H135ZM140 224H142V223L140 222ZM140 224H139V225H140ZM150 224H152V223H150ZM164 224H165V223H164ZM176 224H177V223H176ZM192 224H193V223H192ZM212 224H213V223H212ZM226 224H227V221H226ZM247 224H249V223H247ZM251 224H252V223H251ZM261 224H264V223H261ZM15 225H16V224H15ZM15 225H14V226H15ZM17 225H18V224H17ZM19 225H20V224H19ZM25 225H26V224H25ZM30 225H31V224H30ZM34 225H32V228H33ZM54 225H53V226H54ZM60 225H61V224H60ZM77 225H79V224H77ZM110 225H111V224H110ZM132 225H133V224H132ZM137 225H138V223H137ZM143 225H144V224H143ZM148 225H149V224L147 223V227H148ZM166 225H167V223H166ZM181 225H182V224H181ZM215 225H216V224H215ZM215 225H214V226H215ZM256 225H254V226H256ZM0 226H1V224H0ZM8 226H9V225H8ZM12 226H13V225H12ZM23 226H24V224H23ZM40 226H39V227H40ZM50 226H51V225H50ZM50 226H46V228H47V227L50 228ZM62 226H63V225H62ZM83 226H84V225H83ZM83 226L81 225V227H83ZM99 226H100V225H99ZM99 226H98V227H99ZM106 226H107V225H106ZM121 226H122V225H121ZM130 226H131V225H130ZM159 226H160V230H161V232H162L163 230L161 229V225H159ZM159 226H158V227H159ZM173 226H174V225H172V227H173ZM190 226H191V225H190ZM195 226H192V227H195ZM220 226H222V225H220ZM220 226L218 227V225H217L218 228H220ZM231 226H232V225H231ZM257 226H256V228H255V227H252V226H247V229H248V227L255 228V230L253 229V230L255 231V233H254V237H255V235H257V236H261V235H262V233H261V235H260L259 233H258L259 235L257 234V232H258V230H257ZM262 226H264V225H262ZM3 227H4V226H3ZM39 227H38V228H39ZM44 227H45V225H44ZM67 227H68V226H67ZM78 227L80 228V226H78ZM98 227H97V228H98ZM102 227H103V226H102ZM107 227H108V226H107ZM114 227H115V226H114ZM116 227L118 228V227H120V225H119V226H116ZM122 227H123V226H122ZM128 227H129V226H128ZM131 227H132V229H134V228H133L134 226H131ZM131 227H130V229H131ZM135 227H136V226H135ZM137 227H138V226H137ZM140 227L142 228V225H141ZM151 227H152V225H151ZM153 227H154V226H153ZM153 227H152V228H153ZM155 227H156V226H155ZM164 227H165V226H164ZM166 227H167V226H166ZM166 227H165V228H166ZM169 227H171V226H169ZM184 227H185V226H183V228H184ZM187 227H189V226L187 225ZM197 227H200V225L197 226ZM202 227H204V226H202ZM7 228H8V227H7ZM29 228H30V226H29ZM36 228H37V226H34L33 229L36 230ZM38 228H37V230H38ZM59 228H58V230H59V232H60V230H61L62 228H61V229H59ZM65 228H66V227H65ZM68 228L70 229V226H69ZM104 228H105V227H104ZM104 228H103V230H101V232H102V231L104 232ZM124 228H125V227H124ZM149 228H150V225H149ZM174 228H175V227H174ZM178 228H179V227H178ZM178 228H177V230H178ZM189 228H190V227H189ZM189 228H187V231L189 230ZM200 228H201V227H200ZM213 228H214V227H213ZM218 228H216V229H218ZM225 228H228V229H229V226H228V227H225ZM241 228H242V227H241ZM244 228H245V227H244ZM260 228H261V227H260ZM260 228H259V229H260ZM0 229H2V228H0ZM10 229H12V227H10ZM13 229H14V228H13ZM27 229H28V228H27ZM27 229H26V230H27ZM44 229H45V228H44ZM73 229H74V228H73ZM84 229H85V227H84ZM94 229H95V228H94ZM94 229H93V231H94ZM114 229H116V228H114ZM121 229H122V228H121ZM121 229H120L119 231H125V230H121ZM126 229H128V228L126 227ZM130 229H128V230L131 232L132 229H131V230H130ZM136 229H137L138 232L140 231V230H138V228H136ZM143 229H144V228H143ZM153 229H154V228H153ZM157 229H158V228H157ZM190 229H193V228H190ZM201 229H202V228H201ZM201 229H200V230H201ZM204 229H207V228H204ZM204 229H203V231H204ZM216 229H214V230L216 231ZM262 229H263V227H262ZM26 230H25V231H26ZM28 230H30V229H28ZM37 230H36V231H37ZM41 230H42V229L40 228V231H41ZM85 230H86V229H85ZM112 230H113V229H112ZM112 230H109V231H112ZM150 230H151V229H149V231H150ZM164 230H166V229H164ZM175 230H176V229H175ZM194 230H195V229H194ZM212 230H213V229H212ZM212 230H211V231H212ZM241 230H242V229H240L239 231H240V233L242 234V233H243V230H242V231H241ZM244 230H245V229H244ZM253 230H252V231H253ZM0 231H1V230H0ZM7 231H9V230H7ZM7 231H6V232H7ZM10 231H11V230H10ZM10 231H9V232H10ZM17 231H18V230H17ZM30 231H31V230H30ZM46 231H47V229H46ZM49 231L52 232L53 230H49ZM69 231H70V230H69ZM79 231H80V230H79ZM86 231H87V230H86ZM93 231H92V233H93ZM95 231H96V230H95ZM109 231H108V232H109ZM141 231L143 232L142 229H141ZM145 231H147V230H145ZM154 231H155V230H154ZM156 231H157V230H156ZM167 231H168V229H167ZM169 231L171 232V229H170ZM169 231H168V232H169ZM192 231H193V230H192ZM195 231H196V230H195ZM197 231H198V229H197ZM201 231H202V230H201ZM219 231H220V230H219ZM226 231H227V229H226ZM232 231H233V230H232ZM248 231H251V229H250V230L248 229ZM256 231H257V232H256ZM260 231H261V230H260ZM11 232H13V230H12ZM11 232H10V233H7V234L10 235ZM14 232H15V229H14ZM14 232H13V233H14ZM41 232H42V231H41ZM41 232H40V233H41ZM44 232H45V231H44ZM44 232H43V235H45ZM53 232H54V231H53ZM64 232H65V231H64ZM75 232H76V231H75ZM80 232H81V231H80ZM80 232H79V234H80ZM113 232H116V231H113ZM127 232H128V231H127ZM133 232H135V230H134ZM138 232H135V233H138ZM159 232H160V231H159ZM168 232H167V233L162 232V233H160V234L165 233V234H167V235L170 236V233H168ZM189 232H190V230H189ZM198 232H199V231H198ZM216 232H217V231H216ZM220 232H221V231H220ZM224 232H225V231H224ZM246 232H247V230H246ZM263 232H264V231H263ZM1 233H3V232H1ZM20 233H21V232H19L18 235H20ZM32 233H33V232H32ZM45 233H47V232H45ZM54 233H55V232H54ZM82 233H84V231H83ZM92 233H91V234H92ZM94 233H95V232H94ZM99 233H100V232H99ZM109 233H112V232H109ZM109 233H107V234H109ZM116 233H117V232H116ZM122 233H125V232H122ZM147 233L149 234V232H147ZM155 233H156V232H155ZM157 233H158V231H157ZM183 233H184V232H183ZM191 233L195 234L194 232H190V234H191ZM225 233H227V232H225ZM231 233H232V232H231ZM252 233H253V232H252ZM3 234H5V233H3ZM3 234H2V235H3ZM16 234H17V232H16ZM21 234H23V233H21ZM58 234H60V233H58ZM61 234H63V233L61 232ZM79 234H78V235H79ZM86 234H87V233H86ZM96 234H97V233H96ZM114 234H115V233H114ZM118 234H119V233H118ZM118 234H117V236H113V234H112L111 239H112V237H113V240L117 242L118 239H120L121 237L123 238L122 235L119 236ZM129 234H130V233H129ZM129 234H128V235H129ZM138 234L140 235V233H138ZM150 234H151V232H150ZM198 234H199V233H198ZM200 234H201L200 236L202 237V232H201ZM207 234H208V233H207V231H206V234H205V235H207ZM211 234H212V233H211ZM211 234H209L210 237L208 236L210 239L213 238V236H212ZM221 234H222V232H221ZM227 234H228V233H227ZM238 234H239V232H238ZM249 234H250V233L248 232V235H249ZM263 234H264V233H263ZM2 235H0V236H2ZM23 235H24V234H23ZM32 235H33V234H32ZM43 235H42V236H43ZM55 235H57V234H55ZM80 235L82 236V234H80ZM93 235H94V234H93ZM115 235H116V234H115ZM131 235H132V234H131ZM133 235H134V234H133ZM135 235L138 236L137 234H135ZM135 235H134V236H135ZM167 235H166V236H167ZM178 235H179V233H178ZM181 235H182V234H181ZM205 235H204V237H205ZM216 235H217V234H216ZM216 235L214 234V236H216ZM219 235H220V234H219ZM242 235H243V234H242ZM242 235H240V236H242ZM244 235H245V232H244ZM246 235H247V234H246ZM248 235H247V239H248L247 241H249V239H253V238H251V237H253V236H250V238H248ZM250 235H251V234H250ZM252 235H253V234H252ZM3 236H4V235H3ZM21 236H22V235H21ZM47 236H48V233H47ZM47 236H45V237H47ZM83 236H84V235H83ZM83 236H82V237H83ZM109 236H110V234H109ZM118 236H119V237H118ZM124 236H127V235H124ZM134 236H132V237L134 238ZM136 236H135V237H136ZM142 236H145V237H146V235L141 234V235L139 236V238H142ZM149 236H150V235H149ZM149 236H148V237H149ZM152 236H153V235H152ZM155 236H156V235H154V241H155V239H156ZM166 236H165V237H166ZM169 236H167V238H169ZM186 236H187V235H186ZM186 236H185V237H186ZM191 236H192V234H191ZM195 236H196V235H195ZM227 236L230 237V233H229ZM18 237H19V236H18ZM82 237H80V238L82 239ZM88 237H89V234L87 235V237L84 236V238H86V239H87ZM91 237H93V236H91ZM91 237H90V238H91ZM95 237H97V236H95ZM95 237H94V238H95ZM101 237H102V236H101ZM115 237H118V238H115ZM128 237H129V236H128ZM132 237H131V238H132ZM145 237H144V238H145ZM158 237H160V236H158ZM162 237H163V236H161V238H162ZM183 237H184V236H183ZM183 237H182V238H183ZM201 237H200V239H202ZM204 237H203V238H204ZM206 237H207V236H206ZM206 237H205V238H206ZM223 237H224V236H223ZM231 237H232V236H231ZM231 237H230L229 241H231V239H232ZM261 237H263V236H261ZM261 237H260V238H261ZM22 238L24 239L25 237L23 236ZM90 238H89V239H90ZM94 238H92V239H93L94 241H96V238H95V239H94ZM108 238H109V237H108ZM133 238H132V240H131L130 238H128V240H129V239L131 240V241H129V242L131 243V245H132V241L136 240V238H135L134 240H133ZM149 238H150V237H149ZM149 238H147V240H148ZM161 238H160V239H161ZM176 238H177V237H176ZM180 238H181V237H180ZM187 238H188V237H187ZM194 238H195V237H194ZM218 238L221 239L220 241H222L223 244H222V243L219 244L218 242L216 243V240H213V242L215 241V242L213 243L214 248H212V249H214V250H216V249H215L216 247H215L214 244H218V245H222V246H224V242H227V238H225L226 241H223L222 237H221V238L218 237ZM236 238H237V237H236ZM245 238H246V237H245ZM256 238H259V237H256ZM47 239H49V238L47 237ZM77 239H79V238H77ZM89 239H88V240H89ZM92 239H91V240H92ZM111 239L109 238V240H111ZM115 239H116V240H115ZM124 239H125V241H126V238H124ZM142 239H143V238H142ZM145 239H146V238H145ZM152 239H153V237H152ZM152 239L150 238L149 241H150V240L152 241ZM162 239H163V238H162ZM164 239H166V238H164ZM171 239H172V238H170L169 241H168V239H167V240H163L164 242H163V241H161V242H163V243L165 244V241H168V243H170ZM174 239H175V238H174ZM174 239H173V240H174ZM185 239H186V238H185ZM185 239H184V240H185ZM197 239H199L198 235H197ZM210 239H206V240L209 241ZM213 239H216V238L214 237ZM219 239H218V240H219ZM243 239H244V238H243ZM243 239H242V240H243ZM24 240H25V239H24ZM26 240H27V239H26ZM75 240H76V239H75ZM88 240H87V241H88ZM102 240L105 241L106 239H102ZM128 240H127V241H128ZM147 240H146V243L149 244V241L147 242ZM156 240H157V239H156ZM176 240H179V238L176 239ZM182 240H183V239H181L180 241H182ZM184 240H183V241H184ZM187 240L189 241V238L186 239V241H187ZM204 240H205V239H204ZM204 240H202V241H204ZM238 240H239V239H238ZM245 240H246V239H245ZM245 240H243V242H244ZM253 240L256 241L255 239H253ZM8 241H9V239L7 238V242H8ZM27 241H29V240H27ZM27 241H26V242H27ZM40 241H42V240H40ZM43 241H44V240H43ZM43 241H42V244L44 243ZM77 241H78V240H77ZM77 241H76V242H77ZM82 241L85 242L84 240H82ZM82 241H81V242H82ZM89 241H90V240H89ZM94 241H90L89 243H94ZM114 241H113V242H114ZM118 241H119V240H118ZM174 241H175V240H174ZM180 241H179V242H180ZM190 241H191V240H190ZM196 241H198V240H196ZM229 241H228V242H229ZM232 241H233V240H232ZM235 241H236V240H235ZM240 241H241V240H240ZM250 241H251V240H250ZM259 241H260V240H259ZM3 242H5V241H3ZM10 242H11V241H10ZM10 242H9V243H10ZM26 242H25V244H26ZM45 242H46V240H45ZM81 242H80V244H81ZM129 242H128V244H129ZM155 242H156V241H155ZM175 242H176V241H175ZM179 242L177 241V243H179ZM193 242H195V240H194ZM200 242H201V240H200ZM200 242H198V246L200 245ZM236 242H237V241H236ZM241 242H242V241H241ZM241 242H239L241 245L237 242V243H238V244H237L238 246L236 245L237 248L239 247V245H240V246H244V245H242L243 243H241ZM251 242H252V241H251ZM260 242H263V241H260ZM9 243H8V244H9ZM12 243H13V242H12ZM15 243H16V242H15ZM17 243H18V242H17ZM17 243H16V245H17ZM23 243H24V242H23ZM23 243H22V244H23ZM27 243H28V242H27ZM40 243H41V242H40ZM46 243H47V244H45V245H48V242H46ZM99 243H100V242H99ZM99 243L97 244V242H96V245H97V246H98V245L100 246ZM106 243H107V241H106ZM106 243H103V242H102L101 245L104 246L103 244H106ZM150 243H151V242H150ZM156 243H158L159 246H162V245H160L159 242H156ZM156 243H154V244L156 245ZM177 243H176V244H177ZM188 243H189V242H188ZM201 243H203V242H201ZM206 243H207V244H205V243H203V244L208 245V242H206ZM13 244H14V243H13ZM13 244H12V245H13ZM25 244H24V245H25ZM30 244H31V243H30ZM32 244H33V243H32ZM35 244H37V242H35ZM42 244H40L41 247H42ZM50 244L53 246L52 243H50ZM50 244H49V245H50ZM86 244H87V242H86ZM115 244H116V243H115ZM123 244H124V243H123ZM133 244H134V242H133ZM152 244H153V243H152ZM174 244H175V243H174ZM174 244H173V245H174ZM181 244H182V243H181ZM183 244H184V243H183ZM185 244H186V243H185ZM228 244H229V243H228ZM232 244H233V242H232ZM235 244H236V243H234V245H233L234 247L232 246L233 248H235ZM245 244H246V242H245ZM253 244H254V242H253ZM257 244H260V243H257V241H256L254 245H251V244H250L252 248H249V250L251 249V252H252V253L254 252L253 250H255V249L257 250V247H259V245H257ZM263 244H264V243H263ZM6 245H7V244H6ZM6 245L4 244L5 247H6ZM18 245L20 246V244H18ZM24 245H23V247H25ZM49 245H48V246H49ZM54 245H55V244H54ZM78 245H79V244H78ZM92 245L94 246L95 244H92ZM106 245H107V244H106ZM106 245H105V247H106ZM111 245H112V244H111ZM111 245H110V246H111ZM126 245H127V244H126ZM146 245H147V244H146ZM146 245H143V246H146ZM155 245L153 246V245L150 244L151 247H152V246L155 247ZM167 245H168V244H167ZM167 245H166V246H167ZM193 245H194V244H193ZM193 245H192V246H193ZM209 245H210V241H209ZM209 245H208V246H209ZM211 245H212V244H211ZM226 245H227V243H226ZM248 245H249V244H248ZM255 245H256L257 247H256ZM27 246H28V245H27ZM37 246H38V249H39V248H40L39 245H37ZM79 246H80V245H79ZM119 246H120V244L117 245V248H118ZM121 246H122V245H121ZM123 246H124V245H123ZM128 246H129V245H128ZM143 246H142V247H143ZM150 246L148 245L149 248H150ZM159 246H158V247H159ZM171 246H172V242H171ZM171 246H170V247H171ZM174 246H175V245H174ZM174 246H172L171 251L173 250V247H174ZM192 246H191V247H192ZM208 246H206V249L210 248V247H208ZM213 246H212V247H213ZM216 246H217V245H216ZM222 246H221V247H222ZM245 246H247V244H246ZM245 246H244V247H245ZM253 246H255L256 248L253 247ZM1 247H2V246H1ZM5 247H4V248H5ZM8 247H10V244H9ZM8 247H7L6 249H9ZM31 247H32V246H30V249H31ZM49 247H50V246H49ZM77 247H78V246H77ZM87 247H88V245H87ZM91 247H92V246H91ZM91 247L89 246V248H90L89 251H90V252H92V250H91L92 248H91ZM94 247L96 248V246H94ZM100 247H101V246H100ZM108 247H109V244H108ZM126 247H127V246H126ZM130 247H132V246H130ZM142 247H141V249H142ZM146 247H147V246H146ZM146 247H145V248H146ZM148 247H147V248H148ZM158 247H157V245H156V250H157ZM191 247H190L189 249H192ZM196 247H197V245H196ZM199 247L202 248V246H199ZM224 247H225V246H224ZM227 247H230V246L227 245L226 248H227ZM248 247H250V246H248ZM4 248H3V249H4ZM26 248H28V247H26ZM34 248H37V247L35 246ZM47 248H48V247H46V248H45L46 250H45L44 247H43V248H42V251H44V253H45V251L49 250L51 247H50L49 249H47ZM52 248L54 249V248H56V247L53 246ZM52 248L50 249V251L53 250ZM75 248H76V247H75ZM97 248H99V247H97ZM102 248H103V247H101V250H102ZM112 248H113V246H112ZM112 248L109 247V249H112ZM117 248H115V251L117 250ZM123 248H124V247H123ZM127 248H128V250H132L131 248L129 249V247H127ZM127 248H126V249H127ZM159 248H161V247H159ZM219 248H220V247H219ZM233 248H232V250H244V249H248V248H244V249H243V247H240V249H233ZM241 248H242V249H241ZM253 248H255V249H253ZM0 249H1V248H0ZM11 249H12V248H10V250H11ZM66 249H67V248H66ZM77 249L79 250V248H77ZM83 249H85V248H83ZM105 249H107V248H105ZM109 249H107V250H109ZM113 249H114V248H113ZM134 249L137 250L136 248H134ZM134 249H133L132 251H134ZM139 249H140V247H139ZM139 249H138L137 253L139 252L140 255H142L143 253L141 254L142 251H139ZM143 249H144V247H143ZM143 249H142V250H143ZM150 249H152V248H150ZM179 249H180V248H179ZM202 249H203V248H202ZM204 249H205V248H204ZM204 249H203V250H204ZM210 249H211V248H210ZM220 249H221V248H220ZM252 249H253V250H252ZM4 250H5V249H4ZM24 250H25V249H24ZM31 250H32V249H31ZM31 250H30V251H31ZM62 250H63V249H62ZM120 250H122V248H121ZM123 250H124V249H123ZM123 250H122V251H123ZM147 250H149V249H147ZM152 250H153V249H152ZM154 250H155V248H154ZM176 250H177V249H176ZM197 250H199V248H197ZM200 250H201V249H200ZM200 250H199V251H200ZM203 250H201V251H203ZM222 250H223V248H222ZM226 250H227V249H226ZM232 250H231V251H232ZM249 250H248V251H249ZM259 250H262V249L259 248ZM30 251H29V254L32 255L34 252L31 253ZM33 251H35V250H33ZM53 251H54V250H53ZM64 251H65V250H64ZM110 251H111V250H110ZM110 251H109V252H110ZM122 251H120V253H122ZM124 251H127V250H124ZM132 251H130V252H132ZM143 251H144V250H143ZM145 251H146V250H145ZM145 251H144V252H145ZM158 251L160 252V250H158ZM165 251H166V249H165ZM180 251H181V249H180ZM188 251H189V250H188ZM206 251H207V250H204V252H206ZM210 251H211V250H210ZM210 251H209V249H208V252H207V253H208V254H209V253L211 254ZM219 251L221 252L219 255H221V254H223V252H225V251L222 252L221 250H219ZM228 251H229V250H228ZM231 251H229V252H231ZM245 251H246V250H245ZM248 251H246V252H248ZM0 252H1V251H0ZM6 252H7V251H6ZM10 252H12V250H11ZM26 252H28V250H26ZM55 252H57V250H56ZM62 252H63V251H62ZM81 252H82V249H81ZM99 252H101V254H102V251H99ZM99 252H98V253H99ZM104 252H105V251H104ZM111 252H112V255H114V254H113V250H112ZM116 252H117V253H116ZM116 252H115V254H116L115 256H117L118 258H119V256L121 257V255L124 256L123 254L119 255V252H118V251H116ZM134 252H136V251H134ZM152 252H153V251H152ZM154 252H155V254H158V256L156 255V257H158V259L160 260L161 255H159V254H161V253H156L157 251H154ZM182 252H183V254H184L185 251L182 250ZM189 252H190V251H189ZM194 252H195V251H194ZM217 252H218V251H217ZM217 252L214 253V255H213V251H212V255H213V256H215V254L217 255ZM229 252H227V253H229ZM234 252H235V251H234ZM239 252H240V251H238L237 253L235 252V253L237 254V256H238ZM243 252H244V251H243ZM243 252H241L240 255H241ZM261 252H262V251H261ZM35 253H37V252L35 251ZM40 253H43V252H40ZM49 253H50V252H49ZM78 253H79V252H78ZM106 253H107V252H106ZM127 253H128V252H127ZM139 253H138V255H139ZM145 253H147V252H145ZM145 253H144V255H145ZM170 253H171V252H170ZM176 253L178 254V250H177ZM195 253H196V252H195ZM207 253H205V254H207ZM218 253H219V252H218ZM235 253L232 254V255H236ZM255 253H256V252H255ZM257 253L260 254L258 251H257ZM2 254H3V253H2ZM2 254H0V256H1ZM10 254H11V253H10ZM13 254H14V252H13ZM27 254H28V253H27ZM29 254H28V255H29ZM51 254L53 255V253H50V254H47V253H46V255H51ZM54 254H55V253H54ZM58 254H61L60 251H58ZM58 254H57V255H58ZM90 254L92 255V253H89L88 255H90ZM103 254H105V253H103ZM109 254H111V253H109ZM117 254H118L119 256H118ZM128 254H129V253H128ZM128 254H127V255H128ZM179 254H180V253H179ZM179 254H178V257L180 258V256H181L182 254H181L180 256H179ZM189 254H190V253H188V255H189ZM200 254H202V253H199V255H200ZM208 254H207V255H208ZM261 254H263V252H262ZM261 254H260V255H261ZM3 255H4V254H3ZM14 255H15V254H14ZM41 255H42V254H41ZM52 255H51V257L53 258L54 256H52ZM57 255H56V258L58 257ZM65 255H66V253H65ZM67 255H68V253H67ZM88 255H87V256H88ZM106 255H107V254H106ZM106 255L101 256V255L99 254L100 259H101V257L103 258V257H105ZM129 255H131V254H129ZM129 255H128V256H129ZM135 255H136V253H135ZM138 255H137V256H138ZM171 255H172V254H171ZM184 255H186V252H185ZM195 255H196V254H195ZM195 255H192V256L195 257ZM228 255H229V254H228ZM228 255H227V256H228ZM230 255H231V254H230ZM230 255H229V256H230ZM232 255L230 256V258L227 257L229 263H230V260H229V259H231V257H232V260H233V256H232ZM240 255H239V256H240ZM246 255H248V254H246ZM255 255H256V254H255ZM32 256H35V255H32ZM42 256H43V255H42ZM42 256H40V257L42 258ZM108 256L111 257V255H108ZM108 256H107V258H105L106 260L104 259L105 261H107V263H109V262L111 261V260H110L111 258H110V259H109V262H108V260H107V259H108ZM132 256L134 257V255H131L130 257L132 258ZM142 256H143V255H142ZM142 256H138V258H141ZM146 256H147V255H146ZM159 256H160V257H159ZM162 256H163V254H162ZM173 256H174V254H173ZM192 256H191V257H192ZM210 256H211V255H210ZM210 256H208V257H210ZM213 256H212V257H213ZM244 256H245V255H244ZM244 256H243V257H244ZM262 256H263V255H261V257H262ZM4 257H5V256H4ZM11 257H12V254H11L10 258H11ZM16 257H17V256H16ZM59 257L61 258V255H59ZM90 257H94V256H90ZM124 257H125V256H124ZM143 257H144V256H143ZM150 257H151V256H150ZM150 257H149V258H150ZM153 257H155V256L153 255V256L151 257V259H153ZM166 257H168V255H167ZM182 257H183V256H182ZM182 257H181L180 259H182ZM184 257H185V256H184ZM189 257H190V255H189ZM197 257H198V255H197ZM205 257H206V255L203 256V258H205ZM215 257H216V256H215ZM220 257L223 258V255H221V256H219V257H218V255H217V258H220ZM243 257H242V259H243ZM245 257L247 258V256H245ZM248 257L251 259L252 255H251V257L248 255ZM261 257H260V258H261ZM17 258H19V257H17ZM33 258H34V257H33ZM48 258H49V257H47V259H48ZM54 258H55V257H54ZM80 258H81V257H80ZM80 258H79V259H80ZM113 258H114V257H113ZM121 258H123V257H121ZM134 258L136 259L137 257H134ZM145 258H146V257H145ZM173 258H175L174 260H178L175 256H174ZM203 258L201 257V259H203ZM222 258H221V259H222ZM253 258H254V260H255L256 257L253 256ZM253 258H252V259H253ZM13 259H14V258H13ZM34 259H35V258H34ZM34 259H33V261H35ZM37 259H38V258H37ZM49 259H51V258H49ZM62 259H63V258H61V260H62ZM87 259H88V258H87ZM90 259H92V258H90ZM93 259H94V258H93ZM95 259H98V257H97V258L95 257ZM95 259H94V260H95ZM115 259H116V257H115ZM147 259H148V258H147ZM154 259H155V258H154ZM163 259H164V258H162V260H163ZM167 259H168V258H167ZM167 259H166V260H167ZM170 259H171V258H170ZM186 259H187V257L185 258V260H186ZM189 259H191V258H189ZM207 259H208V258L206 257L205 260H201V261H205V262L208 264L209 262L207 261ZM3 260H4V258H3ZM14 260L16 261V259H14ZM43 260H46V259H43ZM53 260H55V259H51V261L54 263L55 261H53ZM94 260H93V262H95V261H99V262H100V260H95V261H94ZM102 260H103V259H102ZM104 260H103V261H104ZM119 260H120V258H119ZM119 260H118V261H119ZM121 260L123 261L124 259H121ZM121 260H120V262H121ZM164 260H165V259H164ZM166 260H165V261H166ZM171 260H172V259H171ZM192 260H193V258H192ZM194 260H196V259H194ZM194 260H193L194 263L198 262V261L195 262ZM197 260H198V259H197ZM210 260H211V259H210ZM210 260H209V261H210ZM213 260H214V259H213ZM213 260H211L210 263H212ZM224 260H225V259H224ZM224 260H221V261L216 260V261H219L218 263H220V262H222V261H224ZM258 260H259V258H258ZM7 261H8V258H7ZM7 261H6V262H7ZM11 261H12V260H11ZM11 261H10V262H7V263L12 264ZM51 261H50V262H51ZM59 261H60V260H59ZM59 261L57 260V262H59ZM165 261H164V262L162 261L163 263H162L161 261H160V262H161L162 264H165ZM167 261H170V260H167ZM167 261H166V262H167ZM179 261H180V260H179ZM183 261H184V260H182L181 262H183ZM187 261H191V260H188V259H187ZM201 261H200V258H199V263H205V262H201ZM216 261H215V262H216ZM225 261H226V260H225ZM255 261H257V259H256ZM255 261H254V262H255ZM0 262H1V260H0ZM37 262H39V261H37ZM37 262H36V264L41 263V262H39V263H37ZM158 262H159V261H158ZM177 262H178V261H177ZM191 262H192V261H191ZM215 262H214V264H215ZM233 262H234V261H232V264H233ZM254 262H252V264H253ZM258 262H259V261H258ZM263 262H264V261H263ZM3 263H5V261H3ZM26 263H27V261H26ZM26 263H25V264H26ZM29 263H30V262H29ZM32 263H33V262H32ZM44 263H45V262H44ZM64 263H65V262H64ZM66 263H70V262H67V261H66ZM96 263H97V262H96ZM103 263H104V262H103ZM154 263H155V262H154ZM156 263H157V262H156ZM161 263H157V264H161ZM171 263L173 264V262H171ZM175 263H176V261H175ZM199 263H198V264H199ZM218 263H217V264H218ZM226 263H227V261H226ZM255 263H257V262H255ZM255 263H254V264H255ZM260 263H261V261H260ZM260 263H258V264H260ZM13 264H14V263H13ZM27 264H28V263H27ZM45 264H50V263H49V262H48V263L46 262ZM51 264H52V263H51ZM55 264H56V262H55ZM60 264H61V263H60ZM62 264H63V263H62ZM76 264H77V263H76ZM94 264H95V263H94ZM98 264H100V263H98ZM101 264H102V262H101ZM105 264H106V262H105ZM167 264H169V263H167ZM180 264H181V263H180ZM183 264H184V263H183ZM220 264H222V263H220ZM224 264H225V262H224ZM243 264H245V263H243ZM247 264H248V263H247ZM249 264H250V263H249Z\"/></svg>",
  "mask_w": 264,
  "mask_h": 264
}]
</instances>
